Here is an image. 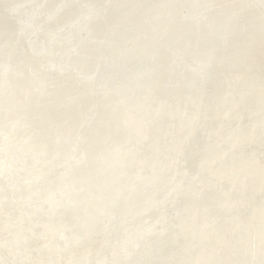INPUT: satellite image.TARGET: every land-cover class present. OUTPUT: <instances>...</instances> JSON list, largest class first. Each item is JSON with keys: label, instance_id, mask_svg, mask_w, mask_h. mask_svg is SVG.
<instances>
[{"label": "bare ground", "instance_id": "bare-ground-1", "mask_svg": "<svg viewBox=\"0 0 264 264\" xmlns=\"http://www.w3.org/2000/svg\"><path fill=\"white\" fill-rule=\"evenodd\" d=\"M14 1V0H13ZM20 1V0H19ZM18 1V2H19ZM22 1V0H21ZM31 0L29 1H26V2H30ZM51 1H54V0H51ZM83 1H86V3H82L80 8H77V7H72L68 12L65 13V15L61 16V18L59 19V21L57 22V24H55L54 26H47L45 25L44 23L43 24V27H42V24L38 23V19H34V17L36 18V16L31 13V12H26L24 9L22 10V17L24 19V21H27L28 23H33V27L36 31H41V32H44L46 34V38L45 39H49L50 41L54 42L56 41V43H63V41H59V40H56L54 41V37L58 36L59 32L64 30V28L66 29L67 27H70V26H73V25H79V28H78V31H76V33H78V37H77V34L74 33L72 35H69L68 38L70 40H72V43L71 46H70V49L71 47L72 48H78V44H79V47L77 50H75L74 52H77L79 51V55L77 56V53H75V56H71L70 57V60H63V62H57L55 61L53 58H51L53 61L50 62V64H53V62L55 63V65H61V66H66L68 65V68H76L78 72H80V75L83 78H92V80H95L94 84L90 86V84L86 85L84 90L82 87H80L78 90L76 87H75V83L74 82H70L71 81V78L69 80V83H67L65 86L63 85H58V83L55 85L56 87H59L60 90H62L59 94L60 96L59 99H61L62 101V105L58 104L55 102V99L57 97L56 93L54 94V98L50 101V104H53L54 107L50 106V105H47V104H44L43 102H39L40 100L36 99V100H33V104L31 105L32 107H34L35 110H38L40 112H35L33 110H31V112H34L35 113V116H38L40 117V121H39V124L41 126H33L31 128L30 126V122L27 120L26 116L25 115H19V108L18 107H11V108H4L5 111H11V109H17V111L14 113V115L12 116H9V118H13V122L12 123H8V128H9V131H4L5 130V126L4 124L6 122H3L4 124L0 125V126H3V129H0V132L2 133V135H4L5 137H9L10 136V132L13 131L14 133H12L11 137L12 139H15L13 140V143H18L20 141H24L26 142L25 140H19V138L22 136H19V132L22 130V131H25V130H29V135L31 133H35L36 137L38 139L39 136L37 134H40V136L43 138V139H51L54 142L53 144V147L56 148L55 150V155H54V158H58L62 155V153H66L67 149H66V146L68 149L71 148V144L70 142H68L66 145V140L64 139H57L55 137L58 136V133H55L56 132V126L58 125H61V127H66L67 124H70L68 121L70 120H75L76 117L80 116L83 117V112H82V109H85V113L87 110L89 109H93V107H95V110H96V113H97V121L94 123V131H96V137H98L99 139V135L102 134L103 132L106 131V129L108 127H113V126H118V124H121V130L125 131L126 132V136H127V141H130V140H133L132 142H130L131 144L134 145V147H131V148H128L127 150H123L122 146L119 145V143H111L110 146L106 147V148H103V149H99V152L96 154V155H90L89 156V160L85 161V162H82V165H83V168L78 170V171H74L72 173V178H71V182L74 184L75 183V180H77V183H76V190L79 191L80 189V184H81V181L82 183L84 182V187L82 188V191L80 192V197L83 198L84 200H86V203L87 201H90L92 196L94 195V193L91 192L90 190V184L94 183V186L97 190H99L100 192L105 190L106 189V186L102 185L103 183L104 184H107L108 185V188L111 189L112 186L109 185V182H113L114 181V177L116 178H119L121 175H122V171H124V169L128 166H131L132 164L134 165V163H136L137 165H141V166H145L144 162L142 161L143 159L140 158V153L141 152H147L148 154L150 155H154V156H160L161 155V152H162V140H163V136H162V133L160 132V126H159V122L162 118V115H164L165 117H167V113H166V110H167V107L169 105V103L175 102V100H183L181 97H183L184 95H182L178 90L174 89L176 87V84L178 82H180V84H185V85H189L188 87H191L190 89L193 91L192 93H195V94H199V96L201 97L202 96V92L204 90L203 87L204 85L207 83V81L209 80V77H211V79L214 77L216 78L215 76H210V75H213V71L214 69L216 68V66H218L220 63L219 62H223L221 61V57H223V55L225 54V58H226V54L230 53L228 52V49L230 48L231 44L233 45V37L234 35H236L237 31L238 33H241V34H244V31H245V28H247V26H245V28L242 29V27L244 26V21L245 20H248L250 18H253V20L255 19L256 21L260 22V26L263 27L264 26V14L262 15H259V16H255L256 14H254V16L252 17H248V19H246V17L242 18V16L244 15L243 12L241 11H238L237 12V15L233 16V13L232 14H229V13H218L217 12V9L216 11L215 10H211V8H214L213 5L211 4L212 2L209 1V0H191V2L189 3L190 0H131V2H129L128 4H123V0H83ZM213 1V0H212ZM219 1V0H218ZM217 1V2H218ZM230 1V0H228ZM243 1V0H242ZM2 2V0L0 1ZM9 2V1H8ZM58 2L59 0H56L55 4H53L52 6L49 5L46 11V14H51V15H55L56 14V9H57V5H58ZM105 2H110V4H112L111 6H113V9L111 10L110 13H107L106 15H104L103 17H101L102 19H99L97 20V22H91V20H87V21H80L81 20V17L83 15H85V18L88 19V18H92V16H95V14H100L101 13V9H102V6ZM142 2L144 3V9H143V6H142ZM222 2V1H221ZM219 1V3H221ZM225 2V1H224ZM232 2H234L232 0ZM244 2H246L244 0ZM21 3H25L24 1L18 3L16 5L15 10L20 11V4ZM218 3V4H219ZM247 3V2H246ZM2 4V3H1ZM66 4L63 3L62 5H60L59 7H63L64 5ZM243 4V3H242ZM56 5V6H55ZM222 5V4H221ZM230 5L232 6V4L230 3ZM234 5V4H233ZM246 5V4H244ZM256 5V6H254ZM264 5V0H251V2L248 3V7L250 8H247L248 10L244 11L245 14H251L254 13L255 10H257V8L259 6L263 7ZM26 6V4H25ZM37 6V5H36ZM220 6V4H219ZM218 6V7H219ZM238 6V4H237ZM4 7V6H3ZM24 7V5H23ZM31 7V6H30ZM34 7V5H33ZM45 7V6H43ZM199 9H198V8ZM217 7V5H216ZM223 8V6H221ZM226 7H229V6H226ZM236 7V6H235ZM240 7V6H238ZM14 8L12 9H9L8 7V11H15ZM26 8V7H25ZM180 8H183V10L181 11V13L179 12V9ZM7 9V8H6ZM201 9H206L207 10V13H206V17L205 19H202L200 22L196 23L195 22V19L196 18H199L201 17V12L200 10ZM222 9V8H221ZM239 9V8H238ZM2 10V9H1ZM5 10V8L3 9ZM45 9H43V12ZM158 10L159 12L164 16L166 13L167 16L169 17H172L171 20H168L167 23H164L163 21L167 20V19H164L163 21H161V16L159 18L156 19V24H154V20L156 18V15L158 13ZM228 10V9H227ZM226 10V11H227ZM241 10V8H240ZM95 11V13H94ZM222 11V10H221ZM234 11V10H232ZM236 11V10H235ZM234 11V12H235ZM258 11V10H257ZM255 11V13L257 12ZM2 12V11H1ZM141 12V13H140ZM178 12V13H177ZM260 13V12H259ZM258 13V14H259ZM44 14V13H43ZM178 14H186L185 16L186 17H189L191 18L195 23H192L190 22L191 24H187V25H183L182 23L178 24V19L177 17ZM235 14V13H234ZM45 15V14H44ZM158 15H160L158 13ZM3 16V14L1 15ZM45 17V16H44ZM43 17V18H44ZM120 17H125L124 18H121L119 19ZM195 18V19H194ZM2 19V18H1ZM6 19V18H5ZM9 19V18H8ZM151 20L152 23L154 24L151 27L147 26L145 27L143 22L146 21V20ZM5 21V20H4ZM43 21V19H42ZM41 22V20L39 21ZM91 22V23H90ZM249 22V21H248ZM80 23V24H79ZM249 24V23H248ZM256 24V23H255ZM247 25V24H246ZM252 25V24H251ZM56 26V28H55ZM195 26H197V31L195 30ZM156 28L154 29L155 31L158 30L157 33L153 32V28ZM250 27V26H249ZM248 27V29H249ZM257 26H255L254 28L256 29ZM258 28V27H257ZM260 28V27H259ZM9 29V28H8ZM252 29V28H251ZM263 29V28H261ZM3 26L0 25V37L3 35ZM7 30V29H6ZM13 30V29H12ZM59 30V32H58ZM69 30V29H68ZM254 30V29H253ZM254 31H258V30H254ZM8 32V31H7ZM5 32V33H7ZM16 32V31H14ZM12 33V32H11ZM43 33V34H44ZM257 33V32H256ZM20 34V33H19ZM18 34V36H19ZM41 34V33H40ZM88 34V35H87ZM258 34V33H257ZM9 35V34H8ZM38 35V33H37ZM36 35V37H37ZM60 35V34H59ZM144 35L146 37H144L142 40H138L137 43H134L133 45V51L131 54H127L125 53V48L127 49L126 44H128L129 42L131 41H134L136 39H141V36ZM264 35V34H263ZM17 36V35H16ZM29 36V34H28ZM27 36V38H28ZM61 36V35H60ZM89 36H91V39L94 38L95 39V42L94 43H83V41H88L89 40ZM242 36V35H241ZM252 36V35H251ZM260 36V34H259ZM15 37V36H13ZM31 37V35H30ZM45 37V36H44ZM59 37V36H58ZM57 37V39H58ZM62 37V36H61ZM238 37V36H237ZM250 37V34L249 36ZM7 38V36H6ZM18 38V37H17ZM26 38V39H27ZM63 38V37H62ZM256 38V37H255ZM261 38V37H260ZM13 40V38H11ZM20 39V38H19ZM19 39H16L19 40ZM40 39V38H38ZM60 39V37H59ZM246 39V38H245ZM264 39V38H263ZM262 39V40H263ZM76 40V41H74ZM107 40H110V42H108ZM249 40V39H247ZM6 41V40H5ZM4 41V42H5ZM10 41V39H9ZM22 41V40H21ZM58 41V42H57ZM193 41H195L193 43ZM246 41V40H245ZM244 39H243V42L245 43ZM253 41V40H252ZM251 41V43H252ZM260 41V40H258ZM2 42V43H4ZM18 42V41H17ZM66 42V41H65ZM208 42V43H206ZM243 42H240V43H243ZM249 42V41H248ZM261 42V41H260ZM6 43V42H5ZM257 43V42H256ZM259 43V42H258ZM264 43V42H263ZM262 43V44H263ZM90 44H93V46H91ZM108 45L109 47L106 48L105 45ZM246 44V43H245ZM244 44V45H245ZM250 44V42L248 43ZM255 44V43H254ZM8 45V44H7ZM47 48V42L46 40H42V42L39 43V46L40 48H38V50H42V49H45V46ZM230 45V46H229ZM237 45V44H236ZM257 45V44H256ZM254 45V46H256ZM2 46V45H1ZM14 46V45H13ZM22 46H23V43H22ZM44 46V47H42ZM235 46V45H234ZM240 46V45H239ZM246 46V45H245ZM200 48V52H197V48ZM238 47V46H237ZM248 47V46H247ZM250 47V46H249ZM262 47V45H261ZM264 47V46H263ZM10 48V47H8ZM7 48V49H8ZM13 48V47H12ZM22 48V47H21ZM242 48V47H241ZM240 48V49H241ZM24 49V48H23ZM37 49V48H36ZM50 49V47H49ZM60 49V48H58ZM69 49L66 48V51ZM234 49V48H233ZM250 50V48H247ZM246 49V50H247ZM260 49V48H259ZM48 50V48H47ZM65 49L61 50L62 52L64 51ZM237 50V49H236ZM245 50V49H244ZM6 51V50H4ZM15 51V49H14ZM51 51V50H50ZM56 51V50H55ZM58 51V50H57ZM60 51V52H61ZM81 51V52H80ZM2 52V50H1ZM13 52V51H12ZM17 52V51H16ZM23 53V51H21ZM53 52V51H52ZM61 52V53H62ZM169 52H172L173 55ZM228 52V53H227ZM232 52V50H231ZM235 52V51H234ZM240 52V51H239ZM243 52V50H242ZM240 52V53H242ZM253 52V51H252ZM257 52V51H255ZM260 52V50H259ZM263 52V51H261ZM3 53V52H2ZM56 53V52H55ZM118 53V54H116ZM247 52H245L246 54ZM4 54V53H3ZM13 54V53H11ZM17 54V53H16ZM20 54V53H18ZM58 54V53H57ZM234 54V53H233ZM239 54V53H238ZM250 54V53H249ZM249 54H247L248 56H250ZM262 54V53H261ZM2 55V54H1ZM15 55V54H14ZM128 55V57H126ZM200 55H204V56H200ZM263 55V54H262ZM3 56V55H2ZM5 56V55H4ZM8 56V55H7ZM5 56V57H7ZM89 56V57H88ZM176 56V57H175ZM235 56V55H233ZM237 56V55H236ZM235 56V57H236ZM4 58V60H6ZM12 57V55H11ZM91 57V62H87V61H84V59L86 58H90ZM125 57H126V61H125ZM251 57V56H250ZM250 57H247V58H250ZM255 57V56H254ZM257 57H260V56H257ZM13 58V57H12ZM25 58V57H24ZM173 58H177L176 61H173L174 62H177L179 64H181L182 66H188L189 69H194L196 74H189V75H186L185 73H180L179 76L177 77H172L171 75L172 74H176L178 72H173V73H168L167 70L170 69V63L172 61ZM181 58L182 61L179 59ZM240 58V57H239ZM239 58H236L237 60ZM243 58V57H242ZM13 59H16V58H13ZM18 59V58H17ZM103 59H106L105 61H107V67L104 68V66H101L99 64V62L103 63ZM229 59V57H228ZM234 59V58H233ZM260 59V58H259ZM3 60V61H4ZM8 60V59H7ZM123 61V62H129L131 64L134 65V68H131V67H127V66H122L121 62L120 61ZM220 60V61H219ZM227 60V58H226ZM243 60V59H241ZM240 60V61H241ZM245 60V59H244ZM257 60V59H256ZM90 61V60H89ZM228 61V60H227ZM231 61V59H230ZM236 61V60H235ZM234 61V62H235ZM239 61V60H238ZM259 61V60H258ZM14 62V61H13ZM15 62H20V61H15ZM120 62V64L118 63ZM226 62V61H225ZM246 62V61H245ZM251 62V61H250ZM8 63V62H7ZM5 63V64H7ZM188 63V64H187ZM224 63V62H223ZM237 63V62H236ZM4 64V65H5ZM18 64V63H17ZM44 64V63H43ZM98 64V65H97ZM231 64V63H230ZM249 64V63H248ZM264 64V63H263ZM38 65V64H37ZM42 65V62L41 64L38 66V67H41ZM141 65H143V67H140ZM227 65V64H226ZM243 65V64H242ZM255 65V64H254ZM260 64H258L259 66ZM262 65V64H261ZM9 66V65H8ZM12 66V64H11ZM10 66V67H11ZM14 66V65H13ZM33 66V65H32ZM203 66V68L205 69H201V67ZM222 66V64H221ZM224 66V65H223ZM230 66V65H229ZM237 66V65H236ZM245 66V65H244ZM247 66V65H246ZM15 67V66H14ZM200 67V70L203 71V76H199V68ZM219 67V66H218ZM260 67V66H259ZM4 69L6 70H12V68H8L7 66H4L3 67ZM209 68V69H208ZM236 68V67H235ZM243 68V67H242ZM250 68V67H249ZM223 69V68H222ZM225 69V68H224ZM233 69V68H231ZM239 69V68H238ZM32 70V69H31ZM36 70V69H35ZM41 70V69H40ZM216 70V69H215ZM264 70V69H263ZM15 71V70H14ZM42 71V70H41ZM218 71V70H217ZM223 71V70H222ZM237 71V70H236ZM241 71V70H240ZM249 71V70H248ZM256 71V70H255ZM262 71V70H261ZM225 72V71H224ZM232 72V71H231ZM49 73V72H48ZM216 73V72H215ZM214 73V74H215ZM226 73H228L226 71ZM238 73H240L238 71ZM257 73V72H256ZM17 74V73H16ZM218 74V73H217ZM221 74V73H220ZM224 74V73H223ZM233 74V73H231ZM236 74V72H235ZM252 74L255 75V73L252 72ZM259 74V73H258ZM227 75V74H226ZM251 75V74H250ZM233 76V75H232ZM240 76V75H239ZM244 76V75H243ZM264 76V75H262ZM49 77H50V73H49ZM223 77V76H222ZM227 77V76H225ZM224 77V78H225ZM229 77V76H228ZM245 77V76H244ZM258 77V76H257ZM44 78V76H43ZM178 78V80H177ZM231 78V77H230ZM260 78V77H259ZM221 79V78H220ZM227 79V78H226ZM254 79V77H253ZM262 79V77H261ZM45 80H47L45 78ZM51 81V79H49ZM97 80L98 83L100 84V86H103L105 88H109L108 90L109 91V95H112L113 98L108 100V98H103V97H100V98H97L95 101H97V105L96 106H93L92 105V101L91 103H88L86 106H85V102H88L89 100L85 99V96L88 95V93H90L94 87H96L97 85ZM229 80V78H228ZM263 80V79H262ZM206 81V82H205ZM217 81V80H216ZM238 81V80H237ZM249 81V80H248ZM212 82V81H211ZM225 82V81H224ZM223 82V83H224ZM264 82V81H263ZM216 83V82H215ZM228 83V82H227ZM236 83V82H235ZM168 84H171V87L169 89H167L165 86L168 85ZM229 84V83H228ZM44 85V84H43ZM226 85V84H225ZM230 85V84H229ZM251 85V84H250ZM218 86V85H217ZM222 86V85H221ZM234 86V85H233ZM249 86V85H248ZM181 87V86H180ZM179 87V88H180ZM184 87V86H183ZM187 87V86H186ZM207 87V86H206ZM247 87V86H246ZM259 87V86H258ZM215 88V87H214ZM228 88V87H227ZM230 88V87H229ZM238 88V86H237ZM240 88V87H239ZM183 89V88H182ZM185 89V88H184ZM188 89L187 88V93H185V95H188L186 98L189 99L190 101H194L195 99L191 97L190 93L188 94ZM235 90V89H234ZM240 90V89H238ZM251 90V89H250ZM255 90V89H254ZM259 90V89H258ZM230 91V89H229ZM232 91V90H231ZM53 92H55L53 90ZM74 92H77V95H75V97H70L71 95H68L67 97V94H71V93H74ZM253 92V91H251ZM257 92V91H256ZM262 92V91H261ZM206 93V92H205ZM211 93V92H210ZM223 93V92H222ZM250 93V92H249ZM232 93H225V95H223V97H226L230 100L231 102V106H232V110H236V108L239 107L240 105V102L241 101H235L232 99ZM238 94H239V91H238ZM78 96H79V101L78 103L75 105V103L73 102V104L75 106H73L71 108L70 104L68 103L70 101V99H78ZM195 96V95H194ZM211 96V95H210ZM248 96V92L246 91L244 95H241L240 96V99L243 100L245 99V97ZM257 97V96H256ZM259 98V97H258ZM185 99L186 102H188V100ZM204 100V99H203ZM202 100V101H203ZM212 100V98H211ZM246 100V99H245ZM255 100V99H254ZM198 101V100H197ZM224 101H227V100H223ZM250 101V99H249ZM262 101V100H261ZM14 102V101H13ZM174 102H173V105H174ZM222 102V103H223ZM228 102V101H227ZM246 102V101H245ZM27 103V99H22L20 102H18V105L21 104H26ZM68 103V104H67ZM155 103V104H154ZM181 103V102H180ZM213 103V101H212ZM255 103V102H254ZM64 104V105H63ZM183 104V103H182ZM205 104V103H204ZM184 105V104H183ZM207 105V103H206ZM218 105V104H216ZM7 106H10L7 105ZM176 106V104H175ZM198 106L200 107L199 105V102H198ZM44 107H50V109L47 111V114H45V111H44ZM190 107V106H189ZM207 107V106H206ZM212 107V106H211ZM221 107V106H220ZM52 108V109H51ZM58 108L60 110H64V111H59ZM179 108V106L177 107ZM203 108V107H202ZM224 108V107H223ZM230 108V107H229ZM241 108V107H240ZM57 109V111H56ZM172 109H175V108H172ZM183 109V107H182ZM195 109V108H194ZM216 109V108H215ZM262 109H264V105L261 107V108H255L251 113L250 115H254V114H257V112H260L262 113ZM205 110V109H204ZM214 110V109H213ZM217 110V109H216ZM215 110V112H216ZM229 110V109H228ZM246 110V109H245ZM94 111V110H93ZM178 111V110H177ZM224 111V110H223ZM240 111V110H239ZM244 111V110H243ZM249 111V110H248ZM182 112V111H181ZM208 112V110H207ZM219 112V111H218ZM246 112V111H245ZM89 113V112H88ZM184 113V112H183ZM217 113V112H216ZM186 114V113H185ZM196 111L193 110L191 111V113L186 116H184V120L181 119V114L178 112V113H174L173 116L175 115H178L180 117V121L176 124V126H178L179 128V134L180 132H184V135H182L180 138L176 139V142L173 146V148L171 149L170 154H174L176 155L178 150H180V153L182 152V155L185 153L187 147H188V143H190V141L193 139V136L195 135V133L197 132V130L199 129V125L196 127V123L198 121V117L196 115ZM228 114V113H227ZM243 114V113H242ZM95 115V114H94ZM202 115V114H201ZM214 115V114H213ZM240 115V114H239ZM89 116V115H88ZM169 116V115H168ZM172 116V117H173ZM200 116V115H199ZM208 116V115H207ZM242 116V115H241ZM247 116H248V113H247ZM2 117V116H1ZM65 117H69L70 120H67ZM91 117V116H90ZM219 117V116H218ZM230 117V116H229ZM175 118V117H174ZM216 118V117H215ZM86 119V118H85ZM91 119V118H90ZM165 119V118H164ZM258 119V118H257ZM256 119V120H257ZM226 120V119H225ZM3 121V120H2ZM19 121V122H18ZM67 121V122H66ZM205 121V120H204ZM231 121V120H230ZM240 121V120H239ZM251 121V120H250ZM11 122V121H10ZM16 122V123H15ZM90 122V121H89ZM169 122V121H168ZM175 122V121H173ZM207 122V121H206ZM243 122V121H242ZM45 123V124H43ZM83 122H81L82 124ZM199 123V122H198ZM221 123V121H220ZM255 123V122H254ZM7 124V123H6ZM163 124V123H162ZM165 124V123H164ZM170 124V123H169ZM209 124V123H208ZM228 124V123H227ZM239 124V123H238ZM246 124V123H245ZM168 125V124H167ZM204 125V124H203ZM243 125V124H242ZM78 126V124H77ZM81 126V125H80ZM183 126V127H182ZM213 126V125H212ZM232 126V125H231ZM11 127H16L14 130H11ZM72 127V126H71ZM182 127V129H181ZM77 128V127H76ZM124 128V129H122ZM163 128V126H162ZM201 128V127H200ZM233 128V127H232ZM251 128V126H250ZM18 129V130H17ZM149 129H152V136H150V133H149ZM170 129V128H169ZM205 129V128H204ZM225 129V128H224ZM11 130V131H10ZM66 130V128H65ZM163 130V129H162ZM251 130V129H250ZM61 131V130H60ZM68 131V129H67ZM83 131V130H82ZM167 131V129H166ZM173 131V130H172ZM203 131V130H202ZM206 131V130H205ZM121 132V131H120ZM232 132V131H231ZM251 132V131H249ZM37 133V134H36ZM87 133V132H85ZM113 133V132H112ZM207 133V132H206ZM253 133V132H252ZM61 134V132H60ZM74 134V133H73ZM119 133H117V136H118ZM189 134V135H188ZM120 135V134H119ZM165 135V134H164ZM188 135V137H187ZM204 135V134H203ZM210 135V134H209ZM212 135V134H211ZM227 135V134H226ZM250 135V134H249ZM252 135V134H251ZM251 135L249 136V138L251 137ZM254 135V134H253ZM19 136V138H18ZM32 136V134H31ZM60 136V135H59ZM168 136V134L166 135ZM206 136V135H205ZM10 137V138H11ZM27 137V136H26ZM29 137V136H28ZM108 137V136H107ZM115 137V136H114ZM149 137V138H148ZM178 137V134H176V138ZM216 137V136H215ZM264 137V134L262 135L261 139ZM63 138V137H61ZM69 138V137H68ZM142 138V139H149L148 142L153 145L154 144V148L151 147V149H155V153L156 154H153L149 148H147V145H145V143L143 144H139L138 141L139 139ZM200 138V137H199ZM206 138V137H205ZM237 138H242V139H237ZM245 138V136H238L236 138H234L232 141H230V145L229 147L227 148L226 146V150L224 151V148H223V151L224 152H220V153H217L215 154L214 156L212 157H209V158H206V160H202V159H199L202 160V161H207L205 164L202 163V166L200 169H198V171H202V176L204 178V181H201V179H192V181L190 183H186V184H181L179 183V187L178 189L179 190V194L181 196V199H183V201L188 204L190 203H195V202H198L200 200V203H201V199L202 197L205 195V191H203L201 189V187H203L205 190H206V193L208 192H212V194H209L211 197L212 196V199L209 201V203L207 204V207L208 209L206 208H203L200 213L206 218L207 214H212V216L214 217H220L221 218V221L219 223V225H221V228L218 226L219 229H221V231L219 232L220 234H218V229L217 227H212L210 228V225H208L207 222H203L201 224H199V221L198 219H196L198 221V228L195 230H190L192 231V236H197L199 234V237H204L205 234H212L214 236L217 237V239L220 240V242H225L229 236L232 234L233 236L237 235L238 233L241 234V236L238 238V240L240 242H245V243H250L252 241H255L254 244L257 248V251H256V248L255 249H251V250H247V252H249L251 255H250V259L249 261L246 260V264H255L256 260H259V257L261 255H263V260L259 263V264H264V212H260L259 210L257 211H254V212H249L250 214H246L245 213V210H247V206L249 205V203L247 204V202H242V197L243 195L235 198L233 200V202H230V204H227V210L225 212H219V211H215L216 209H220L223 207V204L221 203L222 200L224 199H227L228 197L231 199L233 198L232 197V194L234 193L233 191H228V190H233V189H236V190H246V191H249V192H259L262 190V188L264 187V168L260 167L259 165H253L252 163L250 164H241L240 166H238L236 169L234 170H231L224 173V174H217L215 176H213L212 179L215 183L212 184V183H209L207 182L206 179H208V176H212L214 172L212 169L213 166H211L212 163L214 162H219V164H221L220 162H223L225 156L224 154L226 152H229V157H231L232 159L234 160H237L238 157H239V154L237 153H232L230 151L231 148H236V147H239V144H241V141H243V139ZM4 139V138H3ZM30 139V137H29ZM66 139V138H65ZM187 139L186 144H184L180 149H179V146L180 143ZM215 139V138H214ZM225 139V138H224ZM253 139V138H252ZM10 140V139H9ZM79 140V139H78ZM81 140V138H80ZM83 140V139H82ZM213 140V139H212ZM2 141V140H1ZM0 141L1 144H3L2 142ZM31 141V140H30ZM87 141V140H86ZM106 141V140H105ZM251 141V140H250ZM11 142V141H10ZM28 142V140H27ZM35 142V141H34ZM167 142V141H166ZM211 142V141H210ZM7 143V142H6ZM12 143V142H11ZM30 143V142H29ZM33 143V142H32ZM209 143V142H208ZM245 143V142H244ZM249 143V141H248ZM253 143V142H252ZM19 144V143H18ZM34 144V143H33ZM36 146H37V149L41 146L39 143H38V140H36L35 142ZM79 144V142H78ZM122 144V143H121ZM164 144V143H163ZM201 144V143H200ZM206 144V143H205ZM73 145V144H72ZM139 145V146H138ZM191 145V144H190ZM199 145V144H198ZM13 146V145H12ZM29 146V145H28ZM35 146V145H34ZM132 146V145H131ZM201 146V145H199ZM203 146V145H202ZM3 149L7 152H9L13 157H14V154L13 151H12V148L13 147H5L4 145L2 146ZM0 147V149L2 148ZM19 147V146H18ZM63 147V148H61ZM80 147V146H79ZM139 147V148H137ZM190 147V146H189ZM192 147V146H191ZM208 147V146H207ZM207 147H204L206 149V151L208 150ZM212 147V146H211ZM225 147V146H224ZM255 147V146H254ZM253 147V148H254ZM16 148V146H15ZM25 148V146H24ZM233 148V149H234ZM242 148V147H241ZM28 149V148H27ZM247 149V148H245ZM243 149V151L245 150ZM18 150V149H17ZM36 150V149H35ZM48 150V149H46ZM198 150H201L200 148ZM262 150V149H261ZM16 151V150H15ZM24 151V149H23ZM44 151V150H43ZM165 151V149H164ZM214 151V150H213ZM234 151V150H233ZM1 152V151H0ZM17 152V151H16ZM25 152V151H24ZM40 152V150H39ZM245 152V151H244ZM247 152V151H246ZM3 153V152H2ZM8 153V154H9ZM26 153V152H25ZM35 153V152H34ZM48 153V152H47ZM179 153V154H180ZM193 153V152H190V154ZM257 153V152H256ZM1 154V153H0ZM6 154V152L4 153ZM9 154V155H10ZM46 154V153H45ZM164 154V153H163ZM167 154V152H166ZM186 154V153H185ZM18 155V154H17ZM27 155V153H26ZM29 155V154H28ZM30 155H31V152H30ZM37 155V154H36ZM35 155V157H36ZM44 156V154H42ZM49 155V154H48ZM169 155V154H168ZM181 155V156H182ZM205 155V154H204ZM242 155V154H241ZM5 156V155H3ZM2 156V157H3ZM38 156V155H37ZM40 156V155H39ZM42 156V157H43ZM201 156V155H200ZM261 156V155H260ZM8 157V155H7ZM6 157V158H7ZM20 157V156H19ZM27 157V156H26ZM46 157V156H45ZM77 157V156H75ZM163 158V156H161ZM160 157V158H161ZM183 157V156H182ZM202 157V156H201ZM207 157V156H206ZM18 158V157H17ZM25 158V157H24ZM29 158V157H28ZM32 158V157H31ZM81 158V157H80ZM165 158V157H164ZM172 158V157H171ZM178 160H179V155H178ZM194 158V157H193ZM247 158V157H246ZM256 158V157H255ZM3 158H1V161H2ZM22 159V158H21ZM30 159V158H29ZM41 159V158H40ZM159 159V158H158ZM169 159V158H168ZM5 160V159H3ZM27 160V159H26ZM32 160V159H31ZM38 160V159H37ZM42 160V159H41ZM44 160V159H43ZM161 160V159H160ZM163 160V159H162ZM177 160V161H178ZM183 160V159H182ZM196 160V159H195ZM227 160V159H225ZM241 160V159H240ZM0 161V162H1ZM8 160H6L5 162H7ZM16 161V160H15ZM25 161V160H24ZM23 161V162H24ZM52 161V160H51ZM81 161V159H80ZM158 161V160H157ZM185 161V160H184ZM194 161V160H193ZM198 161V162H199ZM233 161V160H232ZM22 163V161H20ZM29 162V161H28ZM37 162V161H36ZM40 162V161H39ZM38 162V163H39ZM47 162V161H46ZM53 162V161H52ZM51 162V163H52ZM72 162V161H71ZM92 163V166L90 167V169L92 170L93 173H96V174H100V177L98 178V181H95L93 182L92 180V177H88V175H86V173H84V178L82 177V180H80V176L81 174H83V169L89 165V163ZM127 162V163H125ZM161 162V161H160ZM165 163H167L166 161H164ZM225 162V161H224ZM249 162V161H248ZM70 163V162H68ZM159 163V161H158ZM193 163V162H192ZM230 163V162H229ZM245 163V162H244ZM24 164V163H23ZM29 164V163H28ZM41 164V163H40ZM50 164V163H49ZM53 164V163H52ZM55 164V163H54ZM123 165L124 168H121L120 165ZM163 164V163H162ZM180 164V162H179ZM197 164V163H196ZM231 164V163H230ZM43 165V164H41ZM66 165V164H65ZM151 166L149 167V170L150 172L148 174H144L143 176H141L140 178L144 181V185L143 188H151L153 185L155 186L156 185V188L157 191H156V195L152 196L151 197H145L143 196L144 194H140V192L137 193V196H135L132 192L130 193L129 192V189L134 187L135 186V182L133 179L127 176H123L122 179H120V181L124 180V183L123 184H127L128 183V187H116V184L113 186V190L112 192L115 194L116 198L121 201H126V199H128L130 202H133L135 199H141V200H146V203L145 204H139L137 203L138 201H136V205H135V201L134 203L132 204V206H135V209L136 207L137 208H140V209H147L148 207L150 206H156V205H160L162 208L164 205L167 204V207H168V204L171 205L173 204V199L172 197L176 195V192L178 190H175V192L173 191L174 189L176 188H173L175 185V183H178V181H175L174 182V178L176 177V175L174 176V171H173V168L171 169V173L168 175V177H164L163 176V171L166 170V166L167 164L161 168L160 166L157 165L156 163V160L154 162H152V164H150ZM180 165H183V164H180ZM13 166V165H12ZM11 166V167H12ZM18 166V165H17ZM20 167L21 164L19 165ZM24 166V165H23ZM32 166V165H31ZM37 166V165H36ZM40 166V165H38ZM50 166V165H49ZM175 166V165H174ZM177 166L178 164L176 165V169H177ZM189 166V165H188ZM197 166V165H195ZM208 166H211L210 167V171L208 172H204L203 173V170L208 167ZM1 167H5V165H0V168ZM15 167V166H13ZM34 167V165H33ZM44 167V166H43ZM55 167V166H54ZM64 167V166H63ZM80 167V166H78ZM78 167L74 168L75 169H78ZM119 167V168H118ZM139 166H137L138 168ZM183 167V166H182ZM243 167H246L248 170V175L247 177H249V180L247 181L246 179V182H243V178H239V177H235V174ZM27 168V166H26ZM32 168V167H31ZM35 168V167H34ZM41 168V167H39ZM56 168V167H55ZM68 168V167H67ZM117 168V170H115L112 174H115L114 177L113 176H110L112 174H108V172L111 170V169H115ZM130 168V167H129ZM12 169V168H11ZM52 169V168H51ZM63 169V168H62ZM175 169V174L177 173V170ZM207 169V168H206ZM205 169V170H206ZM17 170V169H16ZM48 170V169H47ZM93 170H96V172H94ZM185 170V169H184ZM197 170V168H196ZM12 171V170H11ZM23 171V168L22 170ZM26 171V170H25ZM28 171V170H27ZM36 171V170H35ZM60 171V170H58ZM65 171V170H64ZM152 171V173H151ZM24 172V171H23ZM49 172V170H48ZM134 172V171H133ZM196 172V171H195ZM33 173V172H32ZM54 173V172H53ZM180 173V172H179ZM21 174V173H19ZM18 174V175H19ZM26 174V173H25ZM35 175V173H33ZM61 174V173H60ZM68 174V173H67ZM199 174V173H198ZM49 175V174H48ZM52 175V174H51ZM107 175V176H105ZM135 175H137V173H133L132 176L136 177ZM24 176V174L22 175ZM21 176V177H22ZM27 176H28V173H27ZM38 176V175H37ZM40 176V175H39ZM61 176V175H59ZM63 176V175H62ZM65 176V175H64ZM105 176V177H103ZM110 176V177H109ZM161 176V181L159 180V182L155 181V179H158L159 177ZM18 177V176H16ZM21 177L19 178L21 180ZM30 177H33V176H30ZM29 177V178H30ZM54 177V176H53ZM56 177V176H55ZM174 177V178H173ZM257 177V182L254 183L255 179ZM25 178V176H24ZM27 178V179H29ZM57 178V177H56ZM133 178V177H132ZM12 179V178H11ZM9 179V180H11ZM26 179V178H25ZM35 179V178H34ZM40 179V178H39ZM178 179V178H176ZM186 179V178H184ZM14 180V179H13ZM37 180V179H36ZM54 180V179H53ZM59 180V179H57ZM179 180V179H178ZM182 180V179H180ZM4 181V180H3ZM17 181V180H16ZM25 181V180H23ZM22 181V183H23ZM41 181V180H39ZM38 181V182H39ZM51 181V180H50ZM63 181V180H62ZM65 181V180H64ZM120 181H118L117 184L120 183ZM186 181V180H185ZM7 182V181H6ZM10 182V181H9ZM27 182H30L27 181ZM32 182V181H31ZM100 182L102 184H100ZM170 183L169 185L167 183ZM221 182H224L225 184L228 185V187H225L224 190H219V187L222 183ZM2 183V182H1ZM0 183V184H1ZM4 183V182H3ZM33 183V182H32ZM35 183V182H34ZM33 183V184H34ZM53 183V182H52ZM56 183V181H55ZM64 183V182H63ZM202 184V185H199ZM8 184V183H7ZM12 184V183H11ZM10 184V185H11ZM19 184V183H18ZM17 184V185H18ZM27 184V183H26ZM30 184V183H29ZM96 184V185H95ZM16 185V186H17ZM31 185V184H30ZM55 185V188H56V184H53ZM66 185V184H65ZM165 185H168L167 186V189L166 191L162 194L161 191L166 187ZM3 186V185H1ZM9 186V185H8ZM14 186V185H13ZM11 186V187H13ZM34 186V185H33ZM39 186V185H38ZM64 186V185H63ZM217 186V187H216ZM4 187V186H3ZM2 187V188H3ZM7 187V186H5ZM30 187V186H29ZM28 187V189H29ZM54 187V186H53ZM141 187V184L139 185V188ZM170 187V189H169ZM10 188V186H9ZM17 188V187H16ZM35 188V187H34ZM33 188V189H34ZM66 188V187H65ZM173 188V189H172ZM229 188V189H228ZM4 189V188H3ZM25 189V188H24ZM32 189V188H31ZM38 189V188H37ZM50 189V188H48ZM57 189V188H56ZM161 189V190H160ZM222 189V188H221ZM35 190V189H34ZM42 190V189H40ZM51 190V189H50ZM50 190H47V191H50ZM54 190V189H53ZM66 190V189H65ZM124 190H128L127 193L123 194V191ZM215 190H219V194H217L215 192ZM7 191V190H6ZM12 191V190H11ZM10 191V192H11ZM43 191V190H42ZM61 192V190H59ZM2 192V191H0ZM17 192V191H16ZM16 192H15V196H16ZM26 192V191H25ZM32 191H30L26 196L28 195H31ZM45 192V191H43ZM51 192V191H50ZM56 192V191H55ZM67 192V191H66ZM72 192V191H71ZM4 192H2L3 194ZM22 193V191L20 192ZM24 193V192H23ZM34 193V192H33ZM47 193V192H45ZM102 193V192H101ZM161 193V196L159 195ZM39 196V190H38V193H37ZM48 194V193H47ZM53 194V193H51ZM50 194V195H51ZM59 194V193H58ZM57 194V195H58ZM104 194V193H103ZM129 194V195H128ZM248 194V193H247ZM6 195H7V192H6ZM9 195V194H8ZM14 195V194H13ZM13 195H11L13 197ZM34 195V194H33ZM43 194H41L40 196H42ZM119 195H120V198H119ZM208 195V194H207ZM253 195V194H252ZM251 195V196H252ZM10 196V197H11ZM14 196V197H15ZM44 196V195H43ZM42 196V197H43ZM54 195L51 196L52 200L55 201ZM62 196V195H61ZM64 196V195H63ZM101 196V195H100ZM104 196V195H103ZM113 196V195H112ZM121 196H123V198H121ZM160 196V197H158ZM260 196V195H259ZM2 197V196H0ZM4 199H6V196H3ZM2 197V198H3ZM11 197V199H12ZM25 197V196H24ZM29 197V196H28ZM41 197V198H42ZM65 197V196H64ZM111 197V196H110ZM208 197V196H207ZM235 197V196H234ZM246 197V196H245ZM253 197V196H252ZM0 198V200L2 199ZM27 198V197H25ZM30 198V197H29ZM40 198V199H41ZM45 198V197H44ZM54 198V199H53ZM59 198V197H58ZM62 198V197H61ZM262 198V197H261ZM10 199V198H8ZM10 199V200H11ZM14 199V198H13ZM16 199V198H15ZM19 199V198H18ZM39 199V198H38ZM106 199V198H105ZM179 197L176 198V201H180L181 200ZM206 199V198H205ZM204 199V200H205ZM255 199V198H253ZM264 199V198H263ZM3 200V199H2ZM20 200V199H19ZM18 200V201H19ZM37 200V199H36ZM46 200V199H45ZM51 200V201H52ZM252 200V199H251ZM14 201V200H13ZM23 201V200H22ZM105 201V200H104ZM4 202V201H2ZM12 202V200H11ZM10 202V203H11ZM16 202V201H14ZM41 202V201H40ZM48 202V201H47ZM254 202V201H253ZM258 202V201H256ZM7 203V202H6ZM9 203V202H8ZM9 203V204H10ZM20 203V201H19ZM23 203V202H22ZM45 203V202H44ZM56 203V202H55ZM105 203V202H104ZM218 203H220V206H216ZM224 203V202H223ZM34 203H32L33 205ZM40 204V203H39ZM59 204V203H58ZM108 204V203H107ZM179 204V203H178ZM197 204V203H196ZM237 204H240L239 206H237V208H235V210L237 211L236 213H233L234 211V208H232V206L236 207ZM5 204H3L4 206ZM12 205V204H10ZM17 205V204H16ZM52 205V204H51ZM80 205V204H79ZM82 205V204H81ZM105 205V204H104ZM120 205V204H119ZM174 205V204H173ZM172 205V206H173ZM187 205V204H186ZM184 205V206H186ZM264 205V204H263ZM7 206H9L7 204ZM14 205H12L13 207ZM113 206V205H112ZM153 206V207H154ZM255 206V205H254ZM258 206V205H257ZM262 206V205H260ZM6 207V206H5ZM18 207V206H16ZM15 206L14 208L17 209ZM108 207V206H107ZM114 207V206H113ZM118 207V206H117ZM264 207V206H263ZM10 208V207H9ZM33 208V207H32ZM42 208V207H41ZM47 208V206H46ZM58 208V207H57ZM85 208V207H84ZM93 208V207H92ZM106 208V207H105ZM112 208V207H111ZM122 208V207H121ZM123 208H125V213H130L131 212V208L129 205H125ZM170 208H172L170 206ZM232 208V210L229 211V209ZM250 208V207H249ZM7 209V207H6ZM20 209V208H19ZM30 209V208H29ZM45 209V208H44ZM43 209V210H44ZM78 209V208H76ZM99 209V208H98ZM110 209V208H109ZM117 209V208H116ZM187 210V208H184ZM206 209V210H204ZM5 210V209H4ZM10 210V209H9ZM56 210V209H55ZM79 210V209H78ZM107 210V209H105ZM114 210V209H113ZM139 210V209H138ZM162 210V209H161ZM169 210H172V209H169L168 208V211ZM185 210V211H186ZM212 210L210 213H208V211ZM250 210V209H249ZM2 210H0L1 212ZM19 211V210H18ZM17 211V213H18ZM39 211V210H38ZM57 211V210H56ZM61 211V210H60ZM73 211V210H72ZM122 211V210H121ZM135 211V210H134ZM155 211V210H154ZM5 212V211H4ZM7 212V210H6ZM5 212V213H6ZM10 212V211H9ZM34 212V209H32L30 211V213L32 214ZM44 212V211H42ZM76 212V210H75ZM96 212V211H95ZM101 212V211H100ZM103 212V210H102ZM137 212V211H136ZM159 212V211H158ZM171 212V211H170ZM181 212V211H180ZM189 212V211H187ZM4 213V214H5ZM13 213V212H12ZM27 213V212H26ZM26 213H23V216L26 214ZM61 213V212H60ZM66 213V211H65ZM72 213V212H71ZM117 213V212H116ZM121 213V212H120ZM156 214V211L154 212ZM164 213V212H162ZM167 213V212H166ZM194 213V212H192ZM197 213V211H196ZM200 213L198 214V217L200 215ZM9 214V213H8ZM13 214H16V213H13ZM21 214V213H20ZM58 214V213H56ZM67 214V213H66ZM124 214V213H123ZM122 214V215H123ZM133 214V213H132ZM137 214V213H136ZM151 214V213H150ZM153 214V212H152ZM195 214V213H194ZM2 215V214H1ZM22 215V214H21ZM48 215V214H47ZM51 215V214H50ZM81 215V214H80ZM83 215V214H82ZM113 215V214H112ZM117 215V214H116ZM135 215V214H133ZM140 215V214H138ZM137 215V216H138ZM157 215V214H156ZM170 215V214H169ZM168 215V216H169ZM9 216V215H8ZM14 216V215H13ZM31 216V215H30ZM33 216H34V213H33ZM69 216V215H68ZM115 216V215H114ZM119 216V215H118ZM124 216V215H123ZM162 216V214H161ZM167 216V217H168ZM174 216V215H173ZM28 217V216H27ZM67 217V216H66ZM71 217V216H70ZM74 217V216H73ZM85 217L86 220L91 223L93 220V216L92 215H86L85 214ZM108 217V215H107ZM111 217V215H110ZM127 217V216H126ZM141 217V216H140ZM139 217V219H140ZM166 217V218H167ZM176 217V216H175ZM174 217V218H175ZM184 217V216H183ZM2 218V216H1ZM19 218H20V215H19ZM23 218V217H22ZM39 218V217H38ZM130 218V217H129ZM136 218V217H135ZM134 218V219H135ZM142 218V217H141ZM173 218V219H174ZM177 218V217H176ZM187 218V217H186ZM9 219V218H7ZM6 219V221H7ZM63 219V218H62ZM82 219V217H81ZM97 219V218H96ZM122 219V218H121ZM127 219V218H126ZM126 219H124L123 221H125ZM148 219V218H147ZM151 219V218H150ZM158 219V218H157ZM164 219V218H163ZM182 219V218H181ZM189 219V218H188ZM193 219V218H192ZM207 219V218H206ZM210 219V218H209ZM13 220V219H12ZM24 220V218H23ZM56 220V219H55ZM113 220V219H112ZM133 220V219H132ZM136 220V219H135ZM141 220V219H140ZM153 220V219H151ZM172 220V219H171ZM183 220V219H182ZM190 220V219H189ZM195 220V222H197ZM5 221V223H6ZM20 221V220H19ZM30 221V220H29ZM43 221V220H42ZM51 221V220H50ZM63 221V220H62ZM98 221V220H97ZM96 221V222H97ZM101 221V220H100ZM120 221V220H119ZM131 220H129L128 222H130ZM169 221V220H168ZM175 221V220H174ZM177 221V220H176ZM186 221V220H184ZM22 222V221H21ZM19 222V223H21ZM25 222V221H23ZM28 222V221H27ZM54 222V221H53ZM61 222V221H60ZM59 222V223H60ZM66 222V220H65ZM64 222V223H65ZM95 222V223H96ZM109 222V221H108ZM152 222V221H150ZM154 222V220H153ZM162 222V220H161ZM167 222V220H166ZM173 222V221H172ZM183 221H181L182 223ZM194 222V223H195ZM0 223H3L0 221ZM11 223L8 221V224ZM16 223V222H14ZM30 223V222H29ZM35 223V222H33ZM41 223V222H40ZM62 223V222H61ZM75 223V222H74ZM88 223V224H89ZM102 223V222H101ZM157 223V221L155 222ZM177 223V222H176ZM193 223V222H191ZM6 224V225H8ZM31 224V223H30ZM49 224V222H48ZM97 224V223H96ZM109 224V223H108ZM126 224V223H124ZM128 224V223H127ZM133 224V223H132ZM136 224V222H135ZM133 224V226L135 225ZM138 224V222H137ZM164 224V223H163ZM167 224V223H166ZM171 224V223H170ZM175 224V223H174ZM178 224V223H177ZM5 225V224H4ZM17 225V224H16ZM19 225V224H18ZM17 225V226H18ZM41 225V224H39ZM84 225V224H83ZM118 225H120L118 223ZM189 226L187 223H182L181 225L179 224V228H184L185 226ZM192 225V224H191ZM22 226V224H21ZM46 226V225H44ZM56 226V225H55ZM78 226V225H76ZM112 226V225H111ZM124 226V225H123ZM139 226V225H138ZM141 226V225H140ZM158 226V225H157ZM168 226V225H166ZM165 226V227H166ZM183 226V227H182ZM195 226V225H193ZM246 226H253V230L251 231L250 229L247 230L246 229ZM262 226L263 228L260 229ZM40 227V226H39ZM38 227V228H39ZM54 227V226H53ZM71 227V226H70ZM69 227V228H70ZM75 227V226H74ZM81 227V226H80ZM175 227V226H174ZM1 228V227H0ZM3 228V227H2ZM1 228V229H2ZM10 228V227H9ZM14 228V227H13ZM26 228V226H25ZM28 228V227H27ZM33 228V227H32ZM37 228V227H36ZM51 228V227H50ZM61 228V226H60ZM63 228V226H62ZM67 228V227H66ZM65 228V229H66ZM79 228V226H78ZM89 228V227H88ZM100 228V227H99ZM112 228V227H111ZM118 228V227H117ZM138 228V227H137ZM159 228V227H158ZM157 228V229H158ZM171 228V227H170ZM173 228V227H172ZM200 228L202 229V231L200 230ZM237 228L236 232L234 233L235 229ZM5 229V228H4ZM8 229V227H7ZM12 229V228H11ZM17 229V228H16ZM19 229V228H18ZM23 229V228H22ZM42 229V228H41ZM45 229V228H43ZM72 229V228H71ZM81 229V228H80ZM83 229V228H82ZM95 229V228H94ZM148 229H151V230H154V228L152 227H144V228H138L137 232L136 230H134L133 234H131V236H126L124 238V241H122V243H124L125 245H129L131 244L132 241L136 242L135 244H139L141 242V239L139 238H135L136 236L140 235V234H143V233H150V231H147ZM178 229V228H177ZM3 230V229H2ZM32 230V229H31ZM46 230V229H45ZM44 230V231H45ZM78 230V229H77ZM89 230V229H88ZM109 230V228H108ZM112 230V229H111ZM129 230V229H128ZM127 230V231H128ZM156 230V229H155ZM160 230V229H159ZM180 230V229H179ZM1 231V230H0ZM11 231V230H10ZM10 231H6L7 233ZM25 231V230H24ZM65 231V230H64ZM69 231V230H68ZM84 231V230H82ZM90 231V230H89ZM97 231V230H96ZM102 231V229H101ZM113 231V230H112ZM126 231V230H125ZM199 231V233H198ZM19 232V231H18ZM28 232V231H27ZM34 232V231H33ZM36 232V231H35ZM49 232V231H48ZM74 232H77V231H74ZM80 232V231H79ZM88 232V231H87ZM107 232V231H106ZM116 232V230H115ZM154 232V231H153ZM156 232V231H155ZM3 233V231L1 232ZM5 233V232H4ZM12 233V232H11ZM15 233V236H16V232ZM22 233V232H21ZM25 233V232H24ZM24 233H23V236H24ZM40 233V232H39ZM42 233V232H41ZM46 233V232H45ZM50 233V232H49ZM64 232H62L61 230L59 229H53L51 230V235H55L56 237H61L63 235ZM78 233V232H77ZM84 233V232H83ZM91 233V232H90ZM95 233V232H94ZM180 233V232H179ZM195 233H197L195 235ZM31 234V233H30ZM44 234V233H43ZM72 234V233H71ZM101 234V233H100ZM6 235V234H5ZM12 235V234H11ZM28 235V234H27ZM32 235V234H31ZM31 235H30V238H31ZM42 235V234H40ZM47 235V234H46ZM112 235V234H111ZM117 235V234H115ZM128 235V234H127ZM188 235V234H187ZM1 236V235H0ZM4 237V235H2ZM7 236V235H6ZM9 236V235H8ZM36 236V235H35ZM68 236V235H67ZM75 236V235H74ZM85 236V235H84ZM90 236V234H89ZM88 236V237H89ZM97 236V234L95 235ZM104 236V235H103ZM119 236V235H118ZM146 236V235H145ZM143 236V237H145ZM11 237V236H10ZM25 237H26V233H25ZM29 237V236H28ZM28 237H26L28 239ZM34 237V236H33ZM47 237V236H46ZM100 237V236H99ZM97 236V238H99ZM113 237V236H111ZM182 237V236H181ZM9 238V237H8ZM43 238V237H41ZM62 238V237H61ZM80 238V237H79ZM90 238V237H89ZM88 238V239H89ZM91 238H95V237H91ZM103 238V237H102ZM115 238V237H113ZM121 238V237H119ZM135 238V239H134ZM183 238V237H182ZM3 239V238H2ZM0 239V240H2ZM5 239V238H4ZM12 239H14L12 237ZM21 239V238H20ZM23 239V238H22ZM32 239H35V238H32ZM40 239V237H39ZM46 238H44L45 240ZM48 239V238H47ZM57 239V238H56ZM109 239V238H108ZM112 239V238H111ZM152 239V238H151ZM99 240V239H98ZM104 240V239H103ZM113 240V239H112ZM3 241V240H2ZM20 241V240H19ZM29 241V240H28ZM43 241V240H42ZM59 241V240H58ZM64 241V239H63ZM72 241V240H71ZM80 240L78 239V242ZM85 241V240H84ZM94 241V240H93ZM102 241V240H101ZM152 241V240H151ZM22 242V241H21ZM31 242V241H30ZM35 242V241H34ZM38 242V241H37ZM41 242V241H40ZM61 242V241H60ZM59 242V243H60ZM81 242V241H80ZM111 242V241H110ZM116 242V241H115ZM121 242V241H120ZM147 242V241H146ZM153 242V241H152ZM195 242V241H194ZM3 243V242H2ZM1 243V244H2ZM8 243V242H7ZM14 243V241H13ZM17 243V242H15ZM24 243V242H23ZM33 243V242H32ZM48 243V242H47ZM58 243V244H59ZM68 243V242H67ZM77 243V242H76ZM101 243V242H99ZM117 243V242H116ZM141 243H144V242H141ZM149 243V241H148ZM4 244V243H3ZM10 244V243H8ZM7 244V245H8ZM28 244V243H27ZM34 244V243H33ZM36 244V243H35ZM55 245L57 243H54ZM57 244V245H58ZM62 244V243H61ZM65 244V243H64ZM105 244V242H104ZM115 244V243H114ZM118 244V243H117ZM182 244V243H181ZM253 244V245H254ZM31 245V244H30ZM29 245V246H30ZM38 245V244H37ZM43 246V244H41ZM66 245V244H65ZM76 245V244H75ZM81 245V244H80ZM84 245V244H83ZM95 245V244H94ZM101 245V244H100ZM99 245V246H100ZM110 245V244H109ZM108 245V246H109ZM121 245V243H120ZM133 245V243H132ZM4 246V245H3ZM11 246V245H10ZM28 246V247H29ZM34 246V245H33ZM40 246V245H39ZM47 246V245H46ZM74 246V245H73ZM78 246V245H77ZM85 246V245H84ZM91 246V244H90ZM183 246V245H182ZM192 246H194V244H192ZM6 247V246H4ZM21 247H25L24 246H21ZM57 246H54V248H56ZM72 247V246H71ZM69 247V249L71 248ZM82 247V245L80 246ZM86 247V246H85ZM88 247V246H87ZM92 247V246H91ZM95 247V246H94ZM97 247V246H96ZM119 247V245H118ZM123 247V245L121 246ZM170 247V246H169ZM185 247V246H184ZM240 247V246H239ZM9 248V247H8ZM7 248V249H8ZM16 247H14L15 249ZM36 248H39L36 246ZM58 248V247H57ZM61 249V247H59ZM77 248V247H76ZM99 248V247H98ZM113 248V247H112ZM156 248V245H151L148 247V248H145L144 250V256H146V254L151 251L152 249ZM1 249V248H0ZM6 249V248H5ZM11 249V248H10ZM20 251H22L21 248H19ZM26 249V248H25ZM40 249V248H39ZM39 249H36V250H39ZM46 250V248H44ZM63 249V248H62ZM73 249V248H72ZM91 249V248H89ZM102 249V248H101ZM110 249V248H109ZM124 249V248H123ZM149 249V250H147ZM192 249V248H191ZM237 249V248H236ZM241 249V248H240ZM17 250V249H15ZM27 250V249H26ZM31 250V248H30ZM29 250V251H30ZM44 250V251H45ZM49 250V249H47ZM46 250V251H47ZM65 250V249H64ZM86 250V249H85ZM112 250V249H111ZM116 250V249H115ZM126 250V249H125ZM142 250V249H141ZM165 250V249H164ZM5 251V250H4ZM19 251V252H20ZM33 251V250H32ZM52 251V250H51ZM60 251V250H59ZM62 251V250H61ZM72 251V250H71ZM80 251V250H79ZM94 251V250H93ZM93 251H90V252H93ZM97 251V249H96ZM100 251V250H98ZM97 251V252H98ZM104 250H102L103 252ZM108 251V250H106ZM123 251V250H122ZM230 251H235V253H238L237 250H232L230 249ZM229 251V252H230ZM7 252V251H6ZM10 252V250H9ZM18 252V253H19ZM35 252V251H33ZM37 252V251H36ZM58 252V251H57ZM62 252H65V251H62ZM69 252V251H68ZM113 252V251H112ZM191 252V251H190ZM228 252V253H229ZM5 253V252H4ZM23 253V251H22ZM28 253V252H27ZM26 253V254H27ZM38 253V252H37ZM44 253V252H43ZM55 253V252H53ZM59 253V252H58ZM74 254V252H72ZM78 253V252H77ZM82 253V252H81ZM95 253V251H94ZM94 253H90V254H94ZM101 253V251H100ZM118 253V252H117ZM126 253V251H125ZM141 253V251H140ZM163 253V252H162ZM195 253V252H194ZM9 254V253H8ZM29 254V253H28ZM35 255V253H33ZM46 255V253H44ZM57 254V253H56ZM60 254V253H59ZM57 254V255H59ZM69 254V253H67ZM66 254V255H67ZM89 254V253H87ZM103 254V253H102ZM115 254V253H114ZM130 254V253H129ZM128 254V255H129ZM138 254V253H137ZM1 255V254H0ZM23 255V254H22ZM34 255H31V256H34ZM38 254H36L37 256ZM40 255V254H39ZM38 255V256H39ZM54 255V254H53ZM52 255V256H53ZM77 255V254H76ZM79 255V254H78ZM96 255V254H94ZM93 255V256H94ZM98 255V254H97ZM100 255V254H99ZM107 255L105 254L104 252V256ZM111 254H109L110 256ZM139 255V254H138ZM153 255H157L156 258H159L158 254L157 253H153ZM3 256V255H2ZM11 256V254H10ZM21 256V255H20ZM19 256V257H20ZM44 256V255H43ZM42 256V257H43ZM65 256V254L63 255ZM72 256V255H71ZM75 256V255H74ZM82 255L78 256L79 259ZM85 256V254L83 255ZM91 256V255H90ZM91 256V257H93ZM140 256V255H139ZM1 257V256H0ZM7 258V256H5ZM15 259L16 256H14ZM18 257V258H19ZM23 257V256H22ZM46 257V256H45ZM44 257V258H45ZM68 259H69V255L67 256ZM103 257V256H102ZM154 257V256H153ZM180 257V256H179ZM11 258H13L11 256ZM31 258H34L35 257H31ZM38 258V257H37ZM36 258V260H33V261H38ZM41 258V257H40ZM55 258V257H54ZM62 258V257H61ZM96 258V257H95ZM98 258V257H97ZM112 258V257H111ZM115 258V257H114ZM113 258V259H114ZM134 258V257H133ZM220 258V257H219ZM241 258V257H240ZM21 259V257L19 258V260ZM28 259V258H27ZM50 259V257H49ZM66 259V258H65ZM75 259V258H74ZM84 259V258H83ZM102 259V258H101ZM107 259V258H106ZM120 259V258H119ZM155 259V258H154ZM169 259V258H168ZM180 259V258H179ZM14 260V259H13ZM29 260V259H28ZM31 260V259H30ZM40 261L42 259H39ZM46 259H44L45 261ZM47 260H48V256H47ZM54 260V259H53ZM62 260L65 262V260L62 258ZM67 260V259H66ZM70 260V259H69ZM69 264L70 262L72 261H69ZM73 260V258H72ZM112 260V259H111ZM139 260H142L141 257ZM160 260V259H159ZM197 260H199V264H207L210 262L211 260V257H204V254L202 253V250L199 251V253H197V255L193 258V263L194 264H197ZM2 261V259H1ZM22 261V260H21ZM25 261V260H24ZM32 261V262H33ZM52 261V260H51ZM60 261V260H59ZM82 261V260H81ZM105 261V260H104ZM143 261V260H142ZM224 261V259H223ZM240 261H242L240 259ZM9 262H11L9 260ZM9 262L7 261V263L9 264ZM18 262V261H17ZM16 262V263H17ZM48 262V261H47ZM53 262V261H52ZM67 262V261H66ZM65 262V263H66ZM76 262V260H75ZM83 262V261H82ZM90 262V261H89ZM98 262V261H97ZM100 262V261H99ZM6 263V262H5ZM3 263V264H5ZM6 263V264H7ZM13 263V262H12ZM14 263H15V260H14ZM15 263V264H16ZM23 263V262H21ZM57 263V262H56ZM55 263V264H56ZM61 263V261H60ZM113 263V262H111ZM138 263V262H137ZM144 263V262H143ZM221 263V262H220ZM240 263V262H239ZM243 263V262H241ZM2 264V263H1ZM11 264V263H10ZM20 264V262H19ZM24 264V263H23ZM27 264V263H26ZM31 264V263H30ZM35 264V262L33 263ZM37 264V263H36ZM41 264V263H40ZM43 264H45L43 262ZM48 264V263H47ZM54 264V263H53ZM63 264V263H62ZM80 264V263H79ZM89 264V263H88ZM91 264V263H90ZM93 264V263H92ZM100 264V263H99ZM103 264V263H102ZM119 264H125V262L121 261L119 262ZM131 264V263H130ZM135 264V263H134ZM141 264V263H140ZM152 264V263H151ZM165 264V263H164ZM176 264V263H175Z\"/></svg>", "mask_w": 264, "mask_h": 264}, {"label": "rangeland", "instance_id": "rangeland-1", "mask_svg": "<svg viewBox=\"0 0 264 264\" xmlns=\"http://www.w3.org/2000/svg\"><path fill=\"white\" fill-rule=\"evenodd\" d=\"M1 1V0H0ZM9 1V2H8ZM4 0L2 2H0V24H3V34L4 35V38L2 40V42H4L5 40V44H8V49H6V51L2 50V53L1 52V45L4 46V43L1 42L0 44V68L4 67V66H7L8 68H12V70H16L14 66H17V63L19 62H15L16 60L17 61H25V59H23L25 56H27V51L25 50V42L23 40L24 36L22 34H19L17 33V30L16 29V25H15V22L12 20V19H8V17L6 16V12L7 10L9 9H13L14 7H16V5L22 1H24L26 3V1H29V0ZM48 1H51V0H31L30 2L26 3V6L24 4V8L26 7L25 11L26 12H31L33 13L34 15L36 13L39 14V19L37 20L38 23L42 24L43 21L42 19H44L43 17L46 15V11H47V5H48ZM155 1V0H154ZM157 1V0H156ZM211 1L212 5L214 8H211V10H215L217 9V12L219 13V11L222 10V12L224 13H236L238 11H241L243 12V16L242 18L246 17H252L254 16V14H256L255 16H259V15H262L264 14V5L263 7L259 6L257 8V11L255 13H252V15L250 14H245L244 11L248 10L246 8H250L248 7V3L244 2V0H233L234 2H232V0L228 1V0H219L221 3H219L218 0H209ZM218 1V2H217ZM225 1V2H224ZM56 0L54 1H51V4L50 6H52L53 4H55ZM67 2L66 0H59L58 2V5L57 7H59L60 5H62L63 3ZM2 3V4H1ZM220 6H219V4ZM230 3L232 4V6L230 5ZM243 3V4H242ZM23 4V3H21ZM47 4V5H46ZM222 4V5H221ZM234 4V5H233ZM240 6L238 7L237 6ZM246 4V5H244ZM34 5V7H33ZM37 5V6H36ZM46 5V6H45ZM116 5V4H115ZM113 5V6H115ZM217 5V7H216ZM221 7V6H223ZM4 6V7H3ZM31 6V7H30ZM45 6V7H43ZM112 6V7H113ZM219 6V7H218ZM226 6H229V7H226ZM236 6V7H235ZM9 7V9H8ZM5 8V10H3ZM7 8V9H6ZM198 8V7H197ZM222 8V9H221ZM239 8V9H238ZM241 8V10H240ZM2 9V10H1ZM43 9H45L43 12ZM199 9V8H198ZM228 9V10H227ZM15 10V8H14ZM203 9L200 10V12L202 11ZM227 10V11H226ZM232 10H236L235 12L232 11ZM2 11V12H1ZM17 11V10H15ZM260 12V13H259ZM45 15H44V14ZM95 13V11H94ZM259 13V14H258ZM262 13V14H261ZM3 14V16H1ZM37 15V14H36ZM2 18V19H1ZM6 18V19H5ZM121 18H124L125 17H120L119 19ZM92 19V18H91ZM5 20V21H4ZM41 20V22H39ZM90 20V19H89ZM80 21H87V19L85 18V15H83L81 17V20ZM249 21V22H248ZM249 23V24H248ZM256 23V24H255ZM32 24V23H31ZM80 24V23H79ZM247 24V25H246ZM252 24V25H251ZM260 22L256 21L255 19L253 20V18H250L248 20H245L244 21V26L242 27L245 28V26H247V28H245V31H244V34H241V33H236V35H234L233 37V45L231 44L230 48L228 49V54H226V58H225V54L223 55V57H221V61H223L222 63L219 62L220 64L218 66H216V70L214 69L213 71V75H210V76H215L216 78H212L209 77V80L207 81V83L204 85L203 89L204 90L202 92V96L200 97L199 94H195V93H192L193 91L190 89L191 87H189L188 89V94L190 93L191 97L194 98L195 100L194 101H190L189 99H187L186 97L188 95H185V93H187V88L189 85H182L180 88L176 89L178 90L182 95H184L183 97H181L183 100H173L174 102V105H173V102L169 103L168 107H167V110H166V115L167 117H165V119H163V121L161 122V125H160V132L162 133V136H163V140H162V152H161V155L158 157V156H154V155H150L148 154L147 152H141L140 153V158L143 159L142 161L144 162L145 164V167H150L152 164V162H154L156 160V163L158 166L160 167H163L164 164H168L169 160H173L174 161V164L172 166L173 168V171H174V176L176 175V177L174 178V182L175 181H178V183H175L176 186H174L173 188H176L174 189L173 191L175 192V190H178L176 192V195L172 197L173 199V204L169 205L168 204V207H167V204L163 206V208H158L156 209V214L154 213L155 211L153 210H149L148 213H146L145 215L141 216V215H138L139 214V211L140 209L136 207L135 209V206L132 207V213L135 214V215H130V214H127L125 213V208H123L125 206V204L131 206L134 201H135V205H136V200H134L133 202H130L128 199H126V201H118L114 204V207L111 205L110 202L113 201L115 194L112 193L113 196H107L108 193L106 192H100V191H96V188H95V198L97 197V199L99 200H96L97 202L95 203L94 201H87V203L85 202H80L79 204H77L75 206V209L73 211H69V210H62L63 208V204H64V201L67 197V181H68V177L70 175V173L72 172V162L71 160L70 161H66L64 162L63 166H61L60 168H55L56 167V161H51V160H48L46 157L48 156V154L52 155L53 152H55V148H52V150L50 148L47 147V145L43 144V143H40L42 144L38 149H37V146L35 144L36 140H37V137L34 133H31L29 135V130H25L23 132H19V136H21L19 138V140H25L26 142L24 141H20L18 143H13V140L15 139H12L11 135L12 133H14L13 131H11L10 133V136L9 137H3L1 134H0V141L4 144L6 142H9L10 143V146L11 147L12 145L14 146V148H12V151L14 154V157L7 151H5L3 149V144L0 143V147H2L0 149V161H1V158L5 159L1 162H5L6 160H8L6 162L7 165H9L10 167L13 165L15 167L12 166V170H16L14 168H19L22 170L23 168V171L19 170L21 174L19 175H14V176H8L6 177L5 179L3 180H0V191L4 192L2 194V192H0V196H6V199H4V197H0L2 198L0 200V210H2L0 212V221L3 222V223H0V227L3 229L0 228V264L2 263H7V261L9 262V260L11 262H9V264H15L17 261L16 264H33L35 262V264H43V262L45 264H69L68 260L69 261H72L70 262V264H114L115 263V258L116 255L118 254L117 252L120 250L121 253L124 254V256L126 255L127 256V259H122L120 257L119 259V262L120 260L125 262V264H177V262H179L184 256L186 255H190V250L191 248H193L192 244L195 245V240H192L188 237V233L192 232L190 230H195V228L197 229L198 228V221H199V224L203 223V222H207L208 225H210V228L212 227H217L218 229V234H220L219 232L221 231V229L218 228V226L221 228V225H219L220 221H221V218L220 217H214L212 216V214H207L206 218L200 213V211L205 208L206 204L208 203V200L211 199L212 197H209L211 193H205V195L203 196V198L201 199V203H200V200L198 202H195V203H186L183 201V199H181V196L179 194V190L178 187H179V183L181 184H188L192 181V179H201V181H204V178L201 177L202 176V171H198V169L201 168L202 166V163L203 162H207V161H202V160H206V158H209V157H212L214 156L215 154L217 153H220V152H224L226 150V146L227 148L229 147V143L230 141H232L234 138L238 137V136H245V138L243 139V141H241V144H239L240 148L239 147H236V148H231L230 151L232 153H238L239 154V157L237 160H234L232 159L231 157H229V152H226L224 154L225 158L223 160V162H220L221 164H219V162H214L211 164L212 169L214 172L212 176H208V179L207 182L209 183H212L215 185L214 181L210 178H212L213 176L217 175V174H224L228 171L231 170H234L236 169L238 166H240L241 164H250L252 163L253 165H259L260 167L264 168V137L261 139L262 135L264 134V109H262V113L260 112H257V114H254V115H250V113L255 109V108H261L263 105H264V26L261 27L260 25ZM250 26V27H249ZM255 26L256 29L254 28ZM42 27H43V24H42ZM249 27V29H248ZM260 27V28H259ZM9 28V29H8ZM56 28V26H55ZM252 28V29H251ZM263 28V29H261ZM7 29V30H6ZM13 29V30H12ZM65 29V28H64ZM69 27L66 28V31H68ZM258 30V31H254V30ZM8 31V32H7ZM16 31V32H14ZM7 32V33H5ZM12 32V33H11ZM41 32V31H39ZM59 32V30H58ZM65 31H60L59 33H64ZM258 34H257V33ZM44 33V32H42ZM9 34V35H8ZM19 34V36H18ZM77 34V37H78V33ZM250 34V37H248ZM260 34V36H259ZM17 35V36H16ZM242 35V36H241ZM252 35V36H251ZM7 36V38H6ZM15 36V37H13ZM44 37V40H46L45 38L47 37L46 34L44 33L42 35ZM60 39H59V37ZM58 36L54 37V41L55 39L56 40H61L63 41L62 45L65 43V40H63L64 38H62L59 34ZM238 36V37H237ZM18 37V38H17ZM58 37V39H57ZM256 37V38H255ZM261 37V38H260ZM13 38V40L11 39ZM20 38V39H19ZM246 38V39H245ZM10 39V41H9ZM16 39H19L16 41ZM94 39V38H92ZM243 39L245 41V43L243 42ZM249 39V40H247ZM263 39V40H262ZM22 40V41H21ZM253 40V41H252ZM260 40V41H258ZM250 44H248L249 42ZM252 41V43H251ZM58 42V41H57ZM95 40H92L90 43H94ZM240 42H243V43H240ZM257 42V43H256ZM259 42V43H258ZM22 43H23V46H22ZM54 43V42H53ZM61 43V42H59ZM255 43V44H254ZM263 43V44H262ZM56 44V41L55 43L53 44V46H55ZM237 44V45H236ZM246 46H245V45ZM257 44V45H256ZM14 45V46H13ZM91 46H93V44H90ZM235 45V46H234ZM240 45V46H239ZM256 45V46H254ZM262 45V47H261ZM45 46V45H44ZM42 46V47H44ZM238 46V47H237ZM248 46V47H247ZM250 46V47H249ZM13 47V48H12ZM22 47V48H21ZM51 47V46H50ZM242 47V48H241ZM24 48V49H23ZM36 48H40L39 44L37 45ZM47 48H48V51H52V49L48 47V43H47ZM46 46H45V49H47ZM60 48V45L59 47ZM54 49L53 50V55H58L60 54L62 51L60 49ZM234 48V49H233ZM241 48V49H240ZM247 48H250L247 49ZM260 48V49H259ZM15 49V51H14ZM237 49V50H236ZM245 49V50H244ZM247 49V50H246ZM56 50V51H55ZM58 50V51H57ZM232 50V52H231ZM243 50V52H242ZM260 50V52H259ZM13 51V52H12ZM17 51V52H16ZM23 51V53L21 52ZM61 51V52H60ZM235 51V52H234ZM242 53H240V52ZM253 51V52H252ZM257 51V52H255ZM263 51V52H261ZM56 52V53H55ZM245 52H247L245 54ZM13 53V54H11ZM17 53V54H16ZM20 53V54H18ZM58 53V54H57ZM234 53V54H233ZM239 53V54H238ZM250 53V54H249ZM263 55H262V54ZM3 56H2V55ZM15 54V55H14ZM118 54V53H116ZM247 54H249L250 56H248ZM7 57H5V56ZM13 58H16V59H13ZM233 55H237L236 57L233 56ZM200 56H204V55H200ZM255 56V57H254ZM257 56H260V57H257ZM6 60H4V58ZM128 57V55L126 56ZM126 57H125V61H126ZM229 57V59H228ZM240 57V58H239ZM243 57V58H242ZM247 57H250V58H247ZM18 58V59H17ZM234 58V59H233ZM236 58H239L238 60ZM260 58V59H259ZM8 59V60H7ZM231 59V61H230ZM243 59V60H241ZM245 59V60H244ZM257 59V60H256ZM4 60V61H3ZM219 60V61H220ZM236 60V61H235ZM241 60V61H240ZM259 60V61H258ZM14 61V62H13ZM226 61V62H225ZM235 61V62H234ZM246 61V62H245ZM251 61V62H250ZM8 62V63H7ZM42 62V65L41 67H38ZM237 62V63H236ZM7 63V64H5ZM44 63V64H43ZM231 63V64H230ZM249 63V64H248ZM5 64V65H4ZM12 64V66H11ZM188 64V63H187ZM222 64V66H221ZM227 64V65H226ZM243 64V65H242ZM255 64V65H254ZM258 64H260L258 66ZM262 64V65H261ZM9 65V66H8ZM14 65V66H13ZM224 65V66H223ZM230 65V66H229ZM237 65V66H236ZM245 65V66H244ZM247 65V66H246ZM11 66V67H10ZM201 67V66H200ZM200 67L199 70H200ZM236 67V68H235ZM243 67V68H242ZM250 67V68H249ZM19 68V67H18ZM27 68V67H25ZM203 68V66L201 67V69ZM223 68V69H222ZM225 68V69H224ZM233 68V69H231ZM239 68V69H238ZM32 69L34 72H36V70L38 69V71L35 73L36 77H37V80L38 81H50L49 79H51V81L53 80V76H55V74L52 72L50 73V77H49V73L46 72V75H44V78H43V71L45 70V60L43 61H39L38 62V65H35L33 64V66L30 68ZM36 69V70H35ZM42 71H41V70ZM205 69V68H203ZM202 69V70H203ZM209 69V68H208ZM23 70V68L21 69ZM201 70V71H202ZM218 70V71H217ZM223 70V71H222ZM237 70V71H236ZM241 70V71H240ZM249 70V71H248ZM256 70V71H255ZM262 70V71H261ZM225 71V72H224ZM226 71L228 73H226ZM232 71V72H231ZM238 71L240 73H238ZM216 72V73H215ZM236 72V74H235ZM255 73L254 74H252ZM257 72V73H256ZM215 73V74H214ZM218 73V74H217ZM221 73V74H220ZM224 73V74H223ZM233 73V74H231ZM259 73V74H258ZM227 74V75H226ZM251 74V75H250ZM233 75V76H232ZM240 75V76H239ZM245 77H244V76ZM223 76V77H222ZM227 76V77H225ZM229 76V77H228ZM258 76V77H257ZM225 77V78H224ZM231 77V78H230ZM254 77V79H253ZM260 77V78H259ZM262 77V79H261ZM45 78L47 80H45ZM221 78V79H220ZM227 78V79H226ZM229 78V80H228ZM217 80V81H216ZM238 80V81H237ZM249 80V81H248ZM212 81V82H211ZM225 81V82H224ZM206 82V81H205ZM216 82V83H215ZM224 82V83H223ZM230 84H228V83ZM236 82V83H235ZM226 84V85H225ZM251 84V85H250ZM58 85H60V82L58 83ZM218 85V86H217ZM222 85V86H221ZM234 85V86H233ZM249 85V86H248ZM184 86V87H183ZM187 86V87H186ZM207 86V87H206ZM238 86V88H237ZM247 86V87H246ZM259 86V87H258ZM215 87V88H214ZM228 87V88H227ZM230 87V88H229ZM240 87V88H239ZM183 88V89H182ZM185 88V89H184ZM230 89V91H229ZM235 89V90H234ZM240 89V90H238ZM251 89V90H250ZM255 89V90H254ZM259 89V90H258ZM232 90V91H231ZM238 91H239V94H238ZM248 92V96L245 97V99L241 100L240 99V96L241 95H244L245 92ZM253 91V92H251ZM257 91V92H256ZM262 91V92H261ZM206 92V93H205ZM211 92V93H210ZM223 92V93H222ZM232 93V99L235 100V101H241L240 102V105L238 108H236V110H232V106L230 105L231 102L228 98L226 97H223V95H225V93ZM250 92V93H249ZM195 95V96H194ZM211 95V96H210ZM257 96V97H256ZM259 97V98H258ZM212 98V100H211ZM185 99L188 100V102L185 101ZM204 99V100H203ZM250 99V101H249ZM255 99V100H254ZM198 100V101H197ZM203 100V101H202ZM223 100H227V101H224ZM262 100V101H261ZM213 101V103H212ZM246 101V102H245ZM181 102V103H180ZM198 102H199V105L200 107L198 106ZM223 102V103H222ZM255 102V103H254ZM184 105H183V104ZM205 103V104H204ZM207 103V105H206ZM176 104V106H175ZM218 104V105H216ZM9 105V104H8ZM95 106V105H93ZM179 106V108H177ZM190 106V107H189ZM207 106V107H206ZM212 106V107H211ZM221 106V107H220ZM183 107V109H182ZM203 107V108H202ZM224 107V108H223ZM230 107V108H229ZM241 107V108H240ZM172 108H175V109H172ZM195 108V109H194ZM217 110H216V109ZM205 109V110H204ZM214 109V110H213ZM229 109V110H228ZM246 109V110H245ZM94 110V111H93ZM178 110V111H177ZM195 110L196 111V115L198 117V121L196 123V127L199 125V129L197 130V132L195 133V135L193 136V139L190 141V143H188V147L185 151V153L182 155V152L180 153V150H178L177 154L174 155L173 153L170 154L169 151H171V149L173 148L174 146V143L176 142V139L180 138L182 135H184V132H180V134L178 133L179 132V128L178 126H176V124L179 122V119L180 117L178 115H175L173 116L174 113H180L181 116H182V120H184V116L186 118V116H188L191 111ZM208 110V112H207ZM216 110V112H215ZM224 110V111H223ZM240 110V111H239ZM244 110V111H243ZM249 110V111H248ZM182 111V112H181ZM219 111V112H218ZM246 111V112H245ZM82 112H83V117L80 116V119H75L74 121L73 120H70L68 121L70 124H67V126L65 127H61V125H58V129L56 130L55 133H58V136L55 135V137L57 139H64L66 141H69L70 144H74V142L79 139V144H78V147L82 146V141H86L88 142V135L87 131L91 130L90 127L91 125H89L91 121L94 117H97V113L96 115L95 114V107H93V109H89L86 111L85 113V109H82ZM89 112V113H88ZM184 112V113H183ZM9 113V112H8ZM186 113V114H185ZM228 113V114H227ZM243 113V114H242ZM247 113H248V116H247ZM202 114V115H201ZM214 114V115H213ZM240 114V115H239ZM89 115V116H88ZM169 115V116H168ZM200 115V116H199ZM208 115V116H207ZM242 115V116H241ZM91 116V117H90ZM173 116V117H172ZM219 116V117H218ZM230 116V117H229ZM175 117V118H174ZM216 117V118H215ZM86 118V119H85ZM91 118V119H90ZM258 118V119H257ZM13 119V118H12ZM11 118H5L3 121L0 120V125L4 124L3 122H6L4 124V128L5 130L4 131H9V128L7 127L8 126V123H12L13 120ZM226 119V120H225ZM257 119V120H256ZM205 120V121H204ZM231 120V121H230ZM240 120V121H239ZM251 120V121H250ZM11 121V122H10ZM169 121V122H168ZM175 121V122H173ZM207 121V122H206ZM221 121V123H220ZM243 121V122H242ZM19 122V121H18ZM81 122H83L82 124H84V126H82ZM199 122V123H198ZM255 122V123H254ZM16 123V122H15ZM163 123V124H162ZM165 123V124H164ZM170 123V124H169ZM209 123V124H208ZM228 123V124H227ZM239 123V124H238ZM246 123V124H245ZM78 124V126H77ZM168 124V125H167ZM204 124V125H203ZM243 124V125H242ZM81 125V126H80ZM213 125V126H212ZM232 125V126H231ZM72 126V127H71ZM86 126V130L84 129ZM163 126V128H162ZM251 126V128H250ZM77 127V128H76ZM183 127V126H182ZM181 127V129H182ZM201 127V128H200ZM233 127V128H232ZM66 128V130H65ZM113 128V127H112ZM111 127H108L106 129L107 132H103L102 134L99 135L100 137V140H102V144H103V141H104V147H107V146H110L111 143H119L120 146H122L123 150H127L128 148H131V147H134L133 144H131L129 141H127V136H126V133L124 131H121V130H116V131H113L112 133V129ZM170 128V129H169ZM205 128V129H204ZM225 128V129H224ZM0 129H3V126H0ZM68 129V131H67ZM163 129V130H162ZM167 129V131H166ZM251 129V130H250ZM61 130V131H60ZM83 130V131H82ZM173 130V131H172ZM203 130V131H202ZM206 130V131H205ZM6 131V132H7ZM121 131V132H120ZM232 131V132H231ZM251 131V132H249ZM3 132V131H1ZM0 132V133H1ZM61 132V134H60ZM207 132V133H206ZM253 132V133H252ZM74 133V134H73ZM117 133L118 136H117ZM165 134V135H164ZM168 134V136H166ZM176 134H178V137L176 138ZM182 134V135H181ZM204 134V135H203ZM210 134V135H209ZM212 134V135H211ZM227 134V135H226ZM251 135V137L249 138V136ZM254 134V135H253ZM60 135V136H59ZM189 135V134H188ZM187 135V137H188ZM206 135V136H205ZM27 136V137H26ZM30 139H29V137ZM101 136L105 137L102 138ZM108 136V137H107ZM115 136V137H114ZM216 136V137H215ZM11 137V138H10ZM63 137V138H61ZM69 137V138H68ZM200 137V138H199ZM206 137V138H205ZM4 138V139H3ZM66 138V139H65ZM81 138V140H80ZM215 138V139H214ZM225 138V139H224ZM253 138V139H252ZM10 139V140H9ZM83 139V140H82ZM213 139V140H212ZM237 139H242V138H237ZM28 140V142H27ZM31 140V141H30ZM106 140V141H105ZM251 140V141H250ZM12 143H11V142ZM35 141V142H34ZM167 141V142H166ZM187 139L183 140L179 146V149L184 145L186 144ZM211 141V142H210ZM249 141V143H248ZM30 142V143H29ZM34 144H33V143ZM209 142V143H208ZM245 142V143H244ZM253 142V143H252ZM122 143V144H121ZM149 143V142H148ZM164 143V144H163ZM201 143V144H200ZM206 143V144H205ZM191 144V145H190ZM201 146H199V145ZM29 145V146H28ZM35 145V146H34ZM132 145V146H131ZM146 145V144H145ZM150 145V148L153 147L154 148V144ZM203 145V146H202ZM12 146V147H13ZM16 146V148H15ZM19 146V147H18ZM25 146V148H24ZM139 146V145H138ZM190 146V147H189ZM192 146V147H191ZM208 146V147H207ZM212 146V147H211ZM225 146V147H224ZM255 146V147H254ZM204 147H207V151ZM242 147V148H241ZM254 147V148H253ZM28 148V149H27ZM139 148V147H137ZM201 149V150H198V149ZM223 148H224V151H223ZM247 148V149H245ZM18 149V150H17ZM27 153H26L23 151ZM36 149V150H35ZM48 149V150H46ZM165 149V151H164ZM243 149H245L243 151ZM262 149V150H261ZM17 152H16V151ZM40 150V152H39ZM43 150H45V153L43 152ZM214 150V151H213ZM234 150V151H233ZM53 151V152H52ZM155 151V149H154ZM247 151V152H246ZM3 152V153H2ZM6 152V154H4ZM30 152H31V155H30ZM35 152V153H34ZM48 152V153H47ZM167 152V154H166ZM190 152H193L190 154ZM257 152V153H256ZM10 155H9V154ZM164 153V154H163ZM180 153V154H179ZM18 154V155H17ZM29 154V155H28ZM38 156H37V155ZM44 154V156L42 155ZM169 154V155H168ZM205 154V155H204ZM242 154V155H241ZM5 155V156H3ZM8 155V157H7ZM36 155V157H35ZM40 155V156H39ZM77 155V153L75 154V156ZM178 155H179V160H178ZM183 157H182V156ZM202 157H201V156ZM261 155V156H260ZM3 156V157H2ZM20 156V157H19ZM27 156V157H26ZM43 156V157H42ZM46 156V157H45ZM163 156V158L161 157ZM207 156V157H206ZM7 157V158H6ZM18 157V158H17ZM25 157V158H24ZM30 159H29V158ZM32 157V158H31ZM78 157V156H77ZM77 157H75V159H77ZM80 157H81V153H80ZM161 157V158H160ZM165 157V158H164ZM172 157V158H171ZM194 157V158H193ZM247 157V158H246ZM256 157V158H255ZM22 158V159H21ZM42 160H41V159ZM159 158V159H158ZM169 158V159H168ZM27 159V160H26ZM32 159V160H31ZM38 159V160H37ZM44 159V160H43ZM81 159V158H80ZM161 159V160H160ZM163 159V160H162ZM183 159V160H182ZM196 159V160H195ZM199 159H202L199 161ZM227 159V160H225ZM241 159V160H240ZM16 160V161H15ZM25 160V161H24ZM159 163H158V161ZM178 160V161H177ZM185 160V161H184ZM194 160V161H193ZM233 160V161H232ZM22 161V163L20 162ZM24 161V162H23ZM29 161V162H28ZM37 161V162H36ZM40 161V162H39ZM47 161V162H46ZM161 161V162H160ZM164 161H166L167 163H165ZM199 161V162H198ZM225 161V162H224ZM249 161V162H248ZM0 162V165L2 164ZM39 162V163H38ZM53 164H52V163ZM70 162V163H68ZM183 164V165H180L179 164ZM193 162V163H192ZM231 164H230V163ZM245 162V163H244ZM24 163V164H23ZM29 163V164H28ZM43 165H41V164ZM50 163V164H49ZM55 163V164H54ZM127 163V162H126ZM163 163V164H162ZM197 163V164H196ZM203 163V164H205ZM21 164L22 167H20L19 165ZM66 164V165H65ZM178 164L177 166V169H176V165ZM18 165V166H17ZM24 165V166H23ZM32 165V166H31ZM34 165V167H33ZM37 165V166H36ZM40 165V166H38ZM50 165V166H49ZM175 165V166H174ZM189 165V166H188ZM197 165V166H195ZM27 166V168H26ZM44 166V167H43ZM55 166V167H54ZM183 166V167H182ZM211 166H208L206 167L204 170H203V173L205 172H208L210 171V167ZM32 167V168H31ZM41 167V168H39ZM68 167V168H66ZM139 167H142L141 165H139ZM52 168V169H51ZM63 168V169H62ZM197 168V170H196ZM49 172H48V170ZM175 169L177 170V173L175 174ZM185 169V170H184ZM18 170V169H17ZM26 170V171H25ZM28 170V171H27ZM36 170V171H35ZM60 170V171H58ZM65 170V171H64ZM248 169L246 167H243L241 168L236 174H235V177H239V178H243V182H246V180L248 181ZM127 173L129 175H132L135 170L134 168H128L127 170ZM134 171V172H133ZM196 171V172H195ZM35 173V175L33 173ZM54 172V173H53ZM150 172L149 169L146 170V172L144 171V174H148ZM171 172V171H170ZM180 172V173H179ZM26 173V174H25ZM27 173H28V176H27ZM61 173V174H60ZM68 173V174H67ZM199 173V174H198ZM24 174V176H22ZM49 174V175H48ZM52 174V175H51ZM143 174V175H144ZM38 175V176H37ZM40 175V176H39ZM61 175V176H59ZM63 175V176H62ZM65 175V176H64ZM18 176V177H16ZM22 176V177H21ZM30 176H33V177H30ZM54 176V177H53ZM57 178H56V177ZM167 175H164V177H167ZM21 177V180L19 179ZM30 177V178H29ZM12 178V179H11ZM29 178V179H27ZM35 178V179H34ZM40 178V179H39ZM178 178V179H176ZM186 178V179H184ZM11 179V180H9ZM14 179V180H13ZM37 179V180H36ZM54 179V180H53ZM59 179V180H57ZM182 179V180H180ZM246 179V180H245ZM17 180V181H16ZM25 180V181H23ZM30 182H27L29 181ZM41 180V181H39ZM51 180V181H50ZM63 180V181H62ZM65 180V181H64ZM159 180L161 181V176L158 178V179H155V181L159 182ZM186 180V181H185ZM7 181V182H6ZM10 181V182H9ZM23 181V183H22ZM34 183H32V182ZM39 181V182H38ZM56 181V183H55ZM4 182V183H3ZM53 182V183H52ZM64 182V183H63ZM8 183V184H7ZM12 183V184H11ZM19 183V184H18ZM27 183V184H26ZM31 185H30V184ZM97 183V182H96ZM124 183V180L120 181L119 184H116V187H128V183L127 184H123ZM222 184L217 187L219 188V190H224L225 187H228L227 184H225L224 182H221ZM11 184V185H10ZM18 184V185H17ZM53 184H56V188H55V185ZM66 184V185H65ZM94 184V183H92ZM100 184H102L100 182ZM168 185L170 184L169 182L167 183ZM3 185V186H1ZM10 188H9V186ZM14 185V186H13ZM17 185V186H16ZM34 185V186H33ZM39 185V186H38ZM64 185V186H63ZM96 185V184H95ZM103 185V184H102ZM168 185H165L166 187L161 191V193L163 194L166 189H167V186ZM199 185H202L199 183ZM7 186V187H5ZM13 186V187H11ZM30 186V187H29ZM54 186V187H53ZM4 189H3V188ZM17 187V188H16ZM29 187V189H28ZM35 187V188H34ZM66 187V188H65ZM25 188V189H24ZM32 188V189H31ZM35 190H34V189ZM38 188V189H37ZM50 188V189H48ZM172 188V189H173ZM222 188V189H221ZM43 191L47 192L49 195L51 193L54 192V200L56 202V204H58V208H53V206L51 205V203H55L54 201H51L50 199H47V198H44L47 193L43 192ZM54 189V190H53ZM66 189V190H65ZM170 189V187H169ZM201 189L204 191V188L201 187ZM229 189V188H228ZM7 190V191H6ZM12 190V191H11ZM38 190H39V196H37L38 194ZM47 190H50V191H47ZM61 190V192L59 191ZM161 190V189H160ZM11 191V192H10ZM17 191V192H16ZM22 191V193H20ZM26 191V192H25ZM30 191H32L31 195H28L30 197V199H32V203H34L32 206H23V203H24V199L25 197L29 198L28 196H26ZM56 191V192H55ZM67 191V192H66ZM107 191H110L109 189ZM6 192H7V195H6ZM15 192H16V196H15ZM24 192V193H23ZM34 192V193H33ZM81 192V191H80ZM128 192V190H127ZM126 192V193H127ZM27 193V194H25ZM59 193V194H58ZM104 193V194H103ZM161 193L159 194L161 196ZM248 193V194H247ZM9 194V195H8ZM14 194V195H13ZM34 194V195H33ZM41 194H43L42 196H40ZM58 194V195H57ZM208 194V195H207ZM253 194V195H252ZM13 195V197L11 196ZM52 195V194H51ZM62 195V196H61ZM65 197H64V196ZM101 195V196H100ZM104 195V196H103ZM129 195V194H128ZM156 194H152V196H154ZM242 196L243 195V199H242V202H247V204L249 203V205L247 206V210H245V213L246 214H250L251 212H254V211H257L259 210L260 212H264V187L262 188L261 191L259 192H249V191H242V192H239L238 195H236L235 197L232 196L233 198H229V201L228 203L230 202H233V200L239 196ZM253 197H252V196ZM260 195V196H259ZM12 199H11V197ZM15 196V197H14ZM25 196V197H24ZM158 196V197H160ZM208 196V197H207ZM246 196V197H245ZM42 197V198H41ZM59 197V198H58ZM62 197V198H61ZM179 197L181 200L180 201H176V198ZM262 197V198H261ZM10 198V199H8ZM14 198V199H13ZM16 198V199H15ZM20 200H19V199ZM39 198V199H38ZM41 198V199H40ZM81 198V197H80ZM106 198V199H105ZM208 199L207 200V203L205 204L203 201L204 199ZM255 198V199H253ZM37 199V200H36ZM46 199V200H45ZM83 199V198H82ZM252 199V200H251ZM16 202H14V201ZM20 203H19V201ZM23 200V201H22ZM105 200V201H104ZM4 201V202H2ZM41 201V202H40ZM48 201V202H47ZM254 201V202H253ZM258 201V202H256ZM7 202V203H6ZM14 205L17 209L14 208V206L12 207V205ZM23 202V203H22ZM45 202V203H44ZM105 202V203H104ZM123 202L125 204H123ZM40 203V204H39ZM108 203V204H107ZM179 203V204H178ZM197 203V204H196ZM3 204H5L3 206ZM7 204L9 206H7ZM17 204V205H16ZM82 204V205H81ZM105 204V205H104ZM120 204V205H119ZM173 205V206H172ZM186 205V206H184ZM240 204H237L236 207H232L234 208V211L233 213H236L237 211L235 210V208H237V206H239ZM255 205V206H254ZM258 205V206H257ZM262 205V206H260ZM7 209H6V207ZM47 206V208H46ZM108 206V207H107ZM118 206V207H117ZM170 206L172 208H170ZM10 207V208H9ZM33 207V208H32ZM42 207V208H41ZM85 207V208H84ZM93 207V208H92ZM106 207V208H105ZM112 207V208H111ZM122 207V208H121ZM250 207V208H249ZM20 208V209H19ZM30 208V209H29ZM45 208V209H44ZM78 208V209H76ZM99 208V209H98ZM110 208V209H109ZM117 208V209H116ZM168 208L169 209H172V210H169L168 211ZM184 208H187L184 209ZM231 208V210H232ZM5 209V210H4ZM10 209V210H9ZM32 209H38L36 212L34 211V216H33V213L31 214L30 211ZM44 209V210H43ZM57 211H56V210ZM107 209V210H105ZM114 209V210H113ZM139 209V210H138ZM162 209V210H161ZM250 209V210H249ZM7 210V212H6ZM19 210V211H18ZM61 210V211H60ZM76 210V212H75ZM103 210V212H102ZM122 210V211H121ZM135 210V211H134ZM186 210V211H185ZM6 213H5V212ZM10 211V212H9ZM18 211V213H17ZM44 211V212H42ZM66 211V213H65ZM96 211V212H95ZM101 211V212H100ZM137 211V212H136ZM159 211V212H158ZM171 211V212H170ZM181 211V212H180ZM189 211V212H187ZM197 211V213H196ZM230 211V210H229ZM16 213V214H13V213ZM27 212V213H26ZM61 212V213H60ZM72 212V213H71ZM117 212V213H116ZM121 212V213H120ZM153 212V214H152ZM164 212V213H162ZM167 212V213H166ZM194 212V213H192ZM250 212V213H249ZM5 213V214H4ZM9 213V214H8ZM22 215H21V214ZM23 213H26L24 216H23ZM58 213V214H56ZM124 213V214H123ZM137 213V214H136ZM151 213V214H150ZM200 213L199 217H198V214ZM2 214V215H1ZM48 214V215H47ZM51 214V215H50ZM81 214V215H80ZM83 214V215H82ZM85 214L86 215H92L93 216V221L91 223H89L85 217ZM113 214V215H112ZM117 214V215H116ZM124 216H123V215ZM162 214V216H161ZM170 214V215H169ZM9 215V216H8ZM14 215V216H13ZM19 215H20V218H19ZM31 215V216H30ZM69 215V216H68ZM108 215V217H107ZM111 215V217H110ZM115 215V216H114ZM119 215V216H118ZM138 215V216H137ZM169 215V216H168ZM174 215V216H173ZM2 216V218H1ZM28 216V217H27ZM67 216V217H66ZM71 216V217H70ZM74 216V217H73ZM127 216V217H126ZM142 218H141V217ZM168 216V217H167ZM177 218H176V217ZM184 216V217H183ZM24 220H23V218ZM39 217V218H38ZM82 217V219H81ZM130 217V218H129ZM136 217V218H135ZM140 217V219H139ZM167 217V218H166ZM175 217V218H174ZM187 217V218H186ZM9 218V219H7ZM63 218V219H62ZM97 218V219H96ZM122 218V219H121ZM127 218V219H126ZM136 220H135V219ZM148 218V219H147ZM154 220H151V219ZM158 218V219H157ZM165 221H164V219ZM174 218V219H173ZM183 220H182V219ZM190 220H189V219ZM193 218V219H192ZM210 218V219H209ZM7 219V221H6ZM13 219V220H12ZM56 219V220H55ZM113 219V220H112ZM124 219H126L125 221H123ZM133 219V220H132ZM172 219V220H171ZM198 219V221L196 220ZM20 220V221H19ZM30 220V221H29ZM43 220V221H42ZM51 220V221H50ZM63 220V221H62ZM66 220V222H65ZM98 220V221H97ZM101 220V221H100ZM120 220V221H119ZM129 220H131L130 222H128ZM160 220H162L161 223ZM167 220V222H166ZM169 220V221H168ZM175 220V221H174ZM177 220V221H176ZM186 220V221H184ZM195 220L197 222H195ZM6 221V223H5ZM8 221L11 222L8 224ZM22 221V222H21ZM25 221V222H23ZM28 221V222H27ZM54 221V222H53ZM62 223H61V222ZM97 221V222H96ZM109 221V222H108ZM152 221V222H150ZM157 221V223H155ZM173 221V222H172ZM181 221H183L184 223H187L189 226H185L184 228H179V224L181 225ZM16 222V223H14ZM21 222V223H19ZM31 224H30V223ZM35 222V223H33ZM41 222V223H40ZM49 222V224H48ZM60 222V223H59ZM65 222V223H64ZM75 222V223H74ZM97 224H96V223ZM102 222V223H101ZM136 222V224H135ZM138 222V224H137ZM178 224H177V223ZM193 222V223H191ZM195 222V223H194ZM89 223V224H88ZM109 223V224H108ZM118 223L120 225H118ZM126 223V224H124ZM128 223V224H127ZM135 224L133 226V224ZM164 223V224H163ZM167 223V224H166ZM171 223V224H170ZM175 223V224H174ZM5 224V225H4ZM8 224V225H6ZM18 226H17V225ZM22 224V226H21ZM41 224V225H39ZM84 224V225H83ZM192 224V225H191ZM46 225V226H44ZM56 225V226H55ZM78 225V226H76ZM112 225V226H111ZM124 225V226H123ZM139 225V226H138ZM141 225V226H140ZM158 225V226H157ZM168 225V226H166ZM195 225V226H193ZM26 226V228H25ZM40 226V227H39ZM54 226V227H53ZM61 226V228H60ZM63 226V228H62ZM71 226V227H70ZM75 226V227H74ZM81 226V227H80ZM153 227L154 230H151V229H148L147 231H150L151 230V233H154L155 231V234H158L159 232H163V230H165L166 232L170 233V234H173L174 235V239H173V242L170 243L168 239L164 240L163 242H158L157 239L155 238H148V239H143L142 242L144 243H141L140 244V251L141 253H144V250L145 248H148L151 245H156V248L152 249L151 251H149L145 257H143L140 253L138 252H135L133 254H131V252H129L127 250L128 246L129 245H125L124 243H122V241H124V238L126 236H131V234H133L134 230H138V228H144V227ZM166 226V227H165ZM175 226V227H174ZM8 227V229H7ZM10 227V228H9ZM14 227V228H13ZM28 227V228H27ZM33 227V228H32ZM37 227V228H36ZM39 227V228H38ZM51 227V228H50ZM67 227V228H66ZM70 227V228H69ZM89 227V228H88ZM100 227V228H99ZM112 227V228H111ZM118 227V228H117ZM138 227V228H137ZM159 227V228H158ZM171 227V228H170ZM173 227V228H172ZM183 227V226H182ZM262 229L263 227L260 226ZM5 228V229H4ZM12 228V229H11ZM17 228V229H16ZM19 228V229H18ZM23 228V229H22ZM42 228V229H41ZM45 228V229H43ZM53 229H59L61 230L63 233V235L59 238V237H56L55 235H51V230ZM66 228V229H65ZM72 228V229H71ZM81 228V229H80ZM83 228V229H82ZM95 228V229H94ZM109 228V230H108ZM158 228V229H157ZM178 228V229H177ZM32 229V230H31ZM78 229V230H77ZM90 231H89V230ZM102 229V231H101ZM113 231H112V230ZM129 229V230H128ZM156 229V230H155ZM160 229V230H159ZM180 229V230H179ZM246 229L247 230H253V226H246ZM10 231V233L6 232V231ZM25 230V231H24ZM45 230V231H44ZM65 230V231H64ZM69 230V231H68ZM84 230V231H82ZM97 230V231H96ZM116 230V232H115ZM126 230V231H125ZM128 230V231H127ZM3 231V233H1ZM19 231V232H18ZM28 231V232H27ZM34 231V232H33ZM36 231V232H35ZM50 233H49V232ZM74 231H77V232H74ZM80 231V232H79ZM88 231V232H87ZM107 231V232H106ZM154 231V232H153ZM5 232V233H4ZM12 232V233H11ZM16 232V236H15V233ZM22 232V233H21ZM26 233V237H28V239L25 237V233ZM40 232V233H39ZM42 232V233H41ZM46 232V233H45ZM84 232V233H83ZM91 232V233H90ZM95 232V233H94ZM180 232V233H179ZM23 233H24V236H23ZM32 235H31V234ZM44 233V234H43ZM72 233V234H71ZM101 233V234H100ZM7 236H6V235ZM12 234V235H11ZM28 234V235H27ZM42 234V235H40ZM47 234V235H46ZM90 234V236H89ZM97 234V236L99 238H97V236H95ZM112 234V235H111ZM117 234V235H115ZM128 234V235H127ZM144 234V233H143ZM143 234H140L138 236H136L135 238L139 237V239L143 238ZM197 233H195L196 235ZM4 235V237L2 236ZM9 235V236H8ZM30 235H31V238H30ZM36 235V236H35ZM68 235V236H67ZM75 235V236H74ZM85 235V236H84ZM104 235V236H103ZM119 235V236H118ZM11 236V237H10ZM34 236V237H33ZM47 236V237H46ZM90 238H89V237ZM95 237V238H91V237ZM115 238H113V237ZM183 238H182V237ZM9 237V238H8ZM12 237L14 239H12ZM40 237V239H39ZM43 237V238H41ZM80 237V238H79ZM103 237V238H102ZM121 237V238H119ZM5 238V239H4ZM21 238V239H20ZM23 238V239H22ZM32 238H35V239H32ZM44 238H46L44 240ZM48 238V239H47ZM57 238V239H56ZM89 238V239H88ZM109 238V239H108ZM113 240H112V239ZM134 238V239H135ZM64 239V241H63ZM78 239L81 241L78 242ZM99 239V240H98ZM104 239V240H103ZM20 240V241H19ZM29 240V241H28ZM43 240V241H42ZM59 240V241H58ZM72 240V241H71ZM85 240V241H84ZM94 240V241H93ZM102 240V241H101ZM153 242H152V241ZM14 241V243H13ZM22 241V242H21ZM31 241V242H30ZM35 241V242H34ZM38 241V242H37ZM41 241V242H40ZM61 241V242H60ZM111 241V242H110ZM118 243H116V242ZM121 241V242H120ZM147 241V242H146ZM149 241V243H148ZM235 241H238V239H236ZM4 244H3V243ZM10 244H8V243ZM17 242V243H15ZM24 242V243H23ZM34 244H33V243ZM48 242V243H47ZM60 242V243H59ZM68 242V243H67ZM77 242V243H76ZM101 242V243H99ZM105 242V244H104ZM255 241H252L250 243H245V242H232L231 245H230V249L232 250H237L238 252H241L244 248H246L247 250H251L252 248L255 249L256 246L254 244ZM2 243V244H1ZM28 243V244H27ZM36 243V244H35ZM54 243H59L58 245L54 244ZM62 243V244H61ZM66 245H65V244ZM115 243V244H114ZM121 243V245H120ZM133 244H135L136 242H132ZM182 243V244H181ZM8 244V245H7ZM31 244V245H30ZM38 244V245H37ZM43 244V246L41 245ZM76 244V245H75ZM82 247H80L81 245ZM86 246H84V245ZM91 244V246H90ZM95 244V245H94ZM101 244V245H100ZM110 244V245H109ZM254 244V245H253ZM6 247H4V246ZM11 245V246H10ZM25 247H21V246H24ZM30 245V246H29ZM34 245V246H33ZM40 245V246H39ZM47 245V246H46ZM74 245V246H73ZM78 245V246H77ZM100 245V246H99ZM109 245V246H108ZM119 245V247H118ZM123 245V247H121ZM183 245V246H182ZM29 246V247H28ZM39 247V248H36ZM54 246H57L56 248H54ZM72 246V247H71ZM88 246V247H87ZM95 246V247H94ZM97 246V247H96ZM170 246V247H169ZM185 246V247H184ZM240 246V247H239ZM9 247V248H8ZM14 247H16L15 250ZM61 247V249L59 248ZM69 247H71L69 249ZM77 247V248H76ZM99 247V248H98ZM113 247V248H112ZM6 248V249H5ZM8 248V249H7ZM11 248V249H10ZM22 249V251H20V249ZM27 250H26V249ZM31 248V250H30ZM44 248L49 249V250H45ZM63 248V249H62ZM73 248V249H72ZM91 248V249H89ZM102 248V249H101ZM110 248V249H109ZM124 248V249H123ZM237 248V249H236ZM241 248V249H240ZM258 248V246H257ZM257 248H256V251H257ZM36 249H39V250H36ZM65 249V250H64ZM86 249V250H85ZM97 251L100 250V251ZM112 249V250H111ZM116 249V250H115ZM127 251H126V250ZM165 249V250H164ZM5 250V251H4ZM10 250V252H9ZM30 250V251H29ZM35 252H33V251ZM45 250V251H44ZM52 250V251H51ZM60 250V251H59ZM65 251V252H62V251ZM72 250V251H71ZM80 250V251H79ZM95 253H94V251ZM102 250H104L102 252ZM108 250V251H106ZM123 250V251H122ZM149 250V249H147ZM7 251V252H6ZM20 251V252H19ZM38 253H37V252ZM60 253H58V252ZM69 251V252H68ZM90 251H93V252H90ZM113 251V252H112ZM126 251V253H125ZM5 252V253H4ZM19 252V253H18ZM29 254H28V253ZM46 253V255L44 253ZM55 252V253H53ZM74 252V254L72 253ZM78 252V253H77ZM82 252V253H81ZM104 252L105 255L104 256ZM163 252V253H162ZM232 252H235V251H232ZM9 253V254H8ZM27 253V254H26ZM35 253V255L33 254ZM59 255H57V254ZM69 253V254H67ZM89 253V254H87ZM90 253H94L96 255H92ZM103 253V254H102ZM115 253V254H114ZM130 253V254H129ZM140 255H138V254ZM153 253H157L159 258H156L157 255H153ZM13 258H11V256ZM23 254V255H22ZM36 254H40L39 256ZM54 254V255H53ZM65 254V256H63ZM67 254V255H66ZM77 254V255H76ZM79 254V255H78ZM85 254V256H83ZM98 254V255H97ZM100 254V255H99ZM109 254H111L109 256ZM129 254V255H128ZM192 254H196L197 253L193 252ZM3 255V256H2ZM21 255V256H20ZM31 255H34V256H31ZM44 255V256H43ZM53 255V256H52ZM70 256L69 259L67 256ZM72 255V256H71ZM75 255V256H74ZM80 259L78 256H80ZM93 257H91V256ZM194 255V256H196ZM221 255V256H220ZM228 256L227 253H223V254H219V261L216 262L217 264H226L227 260L225 259V256ZM236 255V254H235ZM7 256V258L5 257ZM17 259H15V257ZM21 257V259L19 260V258ZM23 256V257H22ZM43 256V257H42ZM46 256V257H45ZM47 256H48V260H47ZM103 256V257H102ZM154 256V257H153ZM180 256V257H179ZM194 256H192V258H194ZM19 257V258H18ZM31 257H35L34 258H31ZM38 257V258H37ZM41 257V258H40ZM45 257V258H44ZM50 257V259H49ZM55 257V258H54ZM65 260V262L62 260V258ZM96 257V258H95ZM98 257V258H97ZM112 257V258H111ZM134 257V258H133ZM141 257V259L143 260H139ZM236 260L235 262L237 261V264H243L241 263L242 261H240V256L239 255H236ZM29 260H28V259ZM37 260L38 261H33V260ZM67 260H66V259ZM73 258V260H72ZM75 258V259H74ZM84 258V259H83ZM102 258V259H101ZM107 258V259H106ZM114 258V259H113ZM155 258V259H154ZM169 258V259H168ZM180 258V259H179ZM2 259V261H1ZM15 260V263H14V260ZM31 259V260H30ZM39 259H42L41 261ZM44 259H46L44 261ZM54 259V260H53ZM112 259V260H111ZM160 259V260H159ZM224 259V261H223ZM22 260V261H21ZM25 260V261H24ZM53 262H52V261ZM61 263H60V261ZM76 260V262H75ZM83 262H82V261ZM105 260V261H104ZM33 261V262H32ZM48 261V262H47ZM90 261V262H89ZM98 261V262H97ZM100 261V262H99ZM13 262V263H12ZM23 262V263H21ZM113 262V263H111ZM138 262V263H137ZM144 262V263H143ZM221 262V263H220ZM240 262V263H239ZM5 263V264H6ZM8 264V263H7ZM228 264V263H227Z\"/></svg>", "mask_w": 264, "mask_h": 264}, {"label": "water", "instance_id": "water-1", "mask_svg": "<svg viewBox=\"0 0 264 264\" xmlns=\"http://www.w3.org/2000/svg\"><path fill=\"white\" fill-rule=\"evenodd\" d=\"M4 1V0H2ZM66 4L62 7H57L56 9V14L55 15H51L50 13L49 14H46L44 19H43V23L47 26H54L55 24H57V22L59 21V19L61 18V16L65 15L66 12H68L72 7H77V8H80L81 4L82 3H86V1H83V0H66ZM99 1V0H98ZM142 1V0H141ZM247 3L251 2V0H245ZM129 2H131V0H123V4H128ZM191 2V0L189 1V3ZM28 3V2H26ZM26 3H23V4H20V11H8L5 13L6 16L9 18V19H12L14 22H15V25H16V29L17 30V33H20L24 36L23 40L25 42V50L27 51V56H25V61H20L17 66H15V71H11V70H6L4 68H0V120H4L5 118H8L9 116H12L14 115V113L17 111V109H11V111H5L4 108H11V107H18L19 108V115H25L27 120L30 122V126L31 128L33 126H41L39 124V121H40V117L38 116H35V113L34 112H31V110L35 111V112H40L38 110H35L34 107H32L31 105L33 104V100H40L39 102H43L44 104H47V105H50L52 107L53 104H50V101L55 97L54 94L56 93L57 97L55 99V102L62 105V101L61 99H59L58 96H60V92L62 90H60L59 87H56L55 85L57 83L60 82V85H63L65 86L67 83H69V80L71 78V81L70 82H74L75 83V87L80 90L79 88L82 87L83 90L85 88L86 85L90 84L93 85L95 80H92V78H83L81 77L80 75V72L77 71L76 68H68V65H66L65 67L64 66H61V65H55V63L53 62V64H50L51 61H53L51 58H53L55 61L57 62H63V60H70V57L73 55L75 56V53H77V56L79 55V51L77 52H74L75 50H77L79 47V44H78V48H72L70 49V46L72 43V40H70L68 38L69 35H72L74 33H76V31H78V28H79V25H73V26H70L69 27V30L66 31V29H64L63 31H65L63 34L62 33H59L60 35L63 36V40H65L66 42L62 45V43H56L55 46H53V42L50 41L49 39H46V42L48 43V47H50L52 49V51L54 49H57L60 45V50H63L65 49L62 53L58 54V55H53V52L52 51H48L47 49H42V50H38V48L36 49L37 45L42 42V40L44 39V37L42 36L43 33L42 32H39L36 31L33 27V23L30 25V23H28L27 21H24L23 17H22V10L26 9L23 7L24 4ZM51 4V1H48V5H47V8L49 7V5ZM45 5V6H46ZM112 4H110V2H105L102 6V9H101V13L100 14H95V16H92V19L91 18H88L87 20H91V22H97V20L99 19H102L101 17H103L104 15H106L107 13H110L111 10L113 9V7L111 6ZM56 6V5H55ZM142 6H143V9H144V3L142 2ZM256 6V5H254ZM247 9V8H246ZM183 10V8H180L179 9V12L181 13V11ZM141 13V12H140ZM158 13L160 15H158ZM158 13L156 15V18L154 20V24H156V19L159 18L161 16V21H163L164 19H167L165 21H163L164 23H167L168 20H171L172 17H169L167 16L168 13L162 15L159 10H158ZM178 13V12H177ZM206 13H207V10L206 9H203L201 11V17L199 18H194L195 19V22L198 23L200 22L202 19H205L206 17ZM219 13H223L222 11H219ZM37 14V15H36ZM35 16L36 18L34 17V19H39V14L36 13ZM230 14V13H229ZM186 14H178L179 17H177L178 19V24L182 23L183 25H187V24H191L190 22L192 23H195L191 18L189 17H186L185 16ZM237 15L236 13L234 14L233 13V16ZM90 22V23H91ZM144 26L147 27H151L154 25L152 23L151 20H146L143 22ZM1 26H3V24H0ZM195 30L197 31V26H195ZM154 29H156L155 27L152 29L153 32L157 33V31H155ZM38 33V35H37ZM41 33V34H40ZM29 34V36H28ZM4 35L3 34L1 37H0V44L4 38ZM31 35V37H30ZM37 35V37H36ZM88 35V34H87ZM28 36V38H27ZM144 37V35L141 36V39H136L134 41H131L129 42L128 44H126L125 47H127V49L125 48V53H127L128 55L132 53L133 51V45L134 43H137L138 40H142ZM27 38V39H26ZM40 38V39H38ZM92 40H95V39H91V36H89V40L88 41H83V43H89L91 42ZM76 41V40H74ZM108 42H110V40H107ZM195 41H193L194 43ZM208 43V42H206ZM106 48H108L109 46L104 44ZM69 49L66 51V48ZM8 48V45L4 43V46L2 45L1 46V50H6ZM197 52L201 53L200 52V48L198 47ZM81 52V51H80ZM170 55L173 53L172 52H169ZM80 57V55H79ZM89 57V56H88ZM176 57V56H175ZM181 61L182 59L179 58ZM45 60V70L43 71V76L46 75V72H49V73H54L55 76H53V80L52 81H38L37 80V77L35 75V73L38 71V69L36 70V72H34L33 70H31L30 68L32 67L33 64L37 65L39 61H43ZM90 60V61H89ZM91 57L90 58H86L84 59V61H87L88 63L91 62ZM106 59H103V63L99 62V64L101 66H104V68L107 67V61H105ZM177 58H173L171 63H170V69L167 70L168 73H173V72H178L176 74H172L171 76L172 77H177L179 76L180 73H185L186 75H189V74H196L195 70L194 69H189L188 66H182L181 64L177 63V62H174L173 61H176ZM122 66H127V67H131L133 69L134 68V65L129 63V62H123L122 60L120 61ZM120 62H118L120 64ZM98 65V64H97ZM19 67V68H18ZM27 67V68H25ZM140 67H143V65H141ZM23 68V70H21ZM17 73V74H16ZM203 71L200 70L199 72V76H203ZM178 80V78H177ZM99 80H97V85L96 87L93 88V90L88 93V95L85 96V99L89 100L88 102H85V106L88 104V103H91L92 101V105H97V101H95L97 98H100V97H103V98H108V100L112 99L113 96L112 95H109V91L108 90L109 88H105L103 89L104 87L103 86H100V84L98 83ZM44 84V85H43ZM182 85H185V84H180V82H178L176 84V87L174 89H178L180 86ZM167 89H169L171 87V84H168L165 86ZM189 88V87H188ZM53 90L55 92H53ZM68 95H71L69 96L70 97H75V95H77V92H74V93H69L67 94V97ZM27 99V103L26 104H19L18 105V102H20L22 99ZM14 101V102H13ZM79 101V96H78V99L74 98V99H70V101L68 102L71 106V108L73 106H75ZM73 102L75 103V105L73 104ZM67 103V104H68ZM8 104H10V106H7ZM155 104V103H154ZM64 105V104H63ZM44 111H45V114H47V111L50 109V107H44L43 108ZM52 109V108H51ZM58 110L61 112V111H64V110H60L58 108ZM57 111V109H56ZM95 115H96V110H95ZM2 116V117H1ZM67 120H70L69 117H65ZM165 118L164 115H162V118L159 122V126L161 125V122L163 121V119ZM75 119H80V114L78 117H76ZM181 119L182 116H181ZM97 121V117H94L90 122L89 125H91L89 131H87V135H88V142L86 141H82V146L81 147H78V139L74 142L73 145H71V148L68 149L67 146H66V153H62V155L58 158H54V155L56 154L55 152H53L52 155H48L46 158L48 160H52V161H56V168H60L61 166H63L64 162L66 161H72V172L70 173L69 177H68V181H67V197L64 201V204H63V208L62 210H69V211H72L75 209V206L77 204H79L80 202H85L86 203V200L80 198V191H82V188L84 187V182L82 183L81 181V184H80V189L79 191L76 190V183H77V180H75V183L73 184L70 180L72 178V173L74 171H78L80 169L83 168V165H82V162H85L87 160H89V156L92 154L96 155L98 152H99V149H103V148H106L104 147V141H103V144H102V140H100V137L98 139V137H96V131H94V123ZM180 121V119H179ZM67 122V121H66ZM45 124V123H43ZM82 126H84V124H82ZM16 127H11V130H14ZM112 128V127H111ZM121 124H118V126H113V131H116V130H121ZM56 129H58V127L56 126ZM86 130V126L84 128ZM124 129V128H122ZM10 130V131H11ZM18 130V129H17ZM31 130V129H30ZM123 131V130H121ZM149 133H150V136H152V129H149L148 130ZM20 132H23L22 130ZM107 132V131H105ZM125 132V131H124ZM126 133V132H125ZM2 135V133H0ZM35 134V133H34ZM37 134V133H36ZM39 136L40 139L37 138L38 140V143H43L45 145H47L48 148H50L52 150L53 147V144L55 141L49 139H43L40 134H37ZM3 137H5L4 135H2ZM102 138L105 139V137L101 136ZM148 137V138H149ZM148 140L149 139H142L140 138L138 143L141 145L143 143H145L147 145V148H149V150L153 153V154H156L154 152L153 149L150 148V145L148 143ZM133 140H130L129 142H132ZM69 141H66L65 145L68 143ZM39 143V144H40ZM175 144V143H174ZM5 147H9L10 146V143L7 142V143H4L3 144ZM42 145V144H40ZM12 147V146H11ZM108 147V146H107ZM63 148V147H61ZM56 150V148H55ZM45 153V150L43 151ZM77 153L76 156L77 159H75V154ZM80 153H81V161H80ZM2 165H5V167H1L0 168V180H3L5 179L6 177L8 176H14V175H18L19 174V168H14V169H18V170H12L9 165L6 164V162H1ZM126 163V162H125ZM174 164V161L171 159L169 160L167 166H166V170L163 171V176L164 175H169L171 172V169H172V166ZM61 165V166H60ZM120 165V164H119ZM80 166V167H78ZM92 166V163L90 162L88 166H86L84 169H83V174H81L80 176V180H82V177L84 178V173H86V175H88V177H92V180L93 182L95 181H98V178L100 177V174H96V173H93L92 170L90 169V167ZM139 164L137 165L136 163H134V165L132 164L131 166H128L124 169V171H122V175L119 177V178H116L114 177V175L116 174H112L115 170H117V168L115 169H111L108 174H112L110 176H113L114 177V181L113 182H109V185L112 186L111 189L108 188V185L107 184H104V186H106V189L103 190L102 192H106L108 193L107 196H112V190H113V186L115 184L118 183V181H120V179L123 178V176H127L131 179L134 180L135 182V186L130 188L129 189V192L133 193L135 196H137V193L140 192V194H144L143 196H149L151 197L152 194H156V191L158 188H156V185L152 186L151 188H143L142 185H144V181L140 178L141 176H143L144 174V171L146 172L147 169H149V167H145V166H142V167H138ZM78 167V169H75ZM121 168H124L123 165H120ZM134 168L135 172L134 173H137V175H135L136 177L132 176V175H129L127 173V169L128 168ZM67 168V167H66ZM119 168V167H118ZM162 168V167H161ZM12 170V171H11ZM94 172H96V170H93ZM152 173V171H151ZM107 176V175H105ZM103 176V177H105ZM109 176V177H110ZM133 177V178H132ZM168 177V176H167ZM166 177V178H167ZM248 180H249V177H248ZM257 182V177L254 181V183ZM96 183V182H95ZM141 184V187L139 188V185ZM110 190V191H107V190ZM90 190L92 193L95 192V186L94 184H90ZM72 191V192H71ZM96 191H99L96 189ZM205 193H206V190L204 189ZM228 191H233L234 193L232 194V196H236L239 194V192H242L243 190H236V189H233V190H228ZM245 191V190H244ZM127 192V190H124L123 191V194H125ZM215 192L217 194H219V190H215ZM212 194V192H209ZM54 195V192L53 194ZM52 195H49L47 194L45 196V198L47 199H50L52 200L51 196ZM213 195V194H212ZM212 197V196H211ZM119 198H120V195H119ZM121 198H123V196H121ZM203 198V197H202ZM212 199V198H211ZM211 199H205L203 202L206 204L207 203V200H208V203ZM32 199L30 198H25L24 199V203H23V206H32ZM96 200H99L97 199V197L95 198V194L92 196L91 200L90 201H94L95 203L97 202ZM136 201H138L137 203L139 204H145L146 203V200H137L135 199ZM53 201V200H52ZM120 201V199L118 200L116 197H114L113 201L110 202L111 205L114 206V204L116 202ZM229 201V197L227 199H224L222 200V204H223V207L220 208V209H216L215 211H219V212H225L227 210V204H230L228 203ZM55 202V201H54ZM122 202V201H121ZM224 202V203H223ZM207 203V204H208ZM53 208H57L59 205L56 204V203H51ZM123 204H125L123 202ZM207 204L205 206L206 209H208L207 207ZM126 205V204H125ZM154 206V205H153ZM150 206L148 207L147 209H140L139 211V214L141 216L145 215L146 213L149 212V210H156L158 208H161L160 205H156V206ZM216 206H220V203H218ZM132 207L134 206H130L131 208V212L130 213H127V214H130L132 215ZM234 207V206H232ZM204 209V210H206ZM38 209H34V211L36 212ZM231 210V208L229 209ZM212 210L208 211V213H210ZM165 221V219H164ZM187 222V221H186ZM161 223V220L160 222ZM200 230L202 231V229L200 228ZM237 228L235 229L234 233L236 232ZM192 233L193 232H190L188 233V237L192 240H195V245L193 246V248L190 250L191 253L190 255H186L184 256L179 262H177V264H194L193 263V258L192 256L196 255V254H192L193 252H196V253H199L200 250H202V253L204 254V257H211V260L209 263L207 264H217L216 262L219 261V254H223V253H227L228 256L226 255L225 256V259L227 260L226 264H237V261L235 262L236 260V255H239L241 257V260L243 262V264H246V260L249 261L250 259V253L247 252L246 248H244L241 252H238V253H235V252H232L230 251V245L232 242H240L239 240L238 241H235L236 239H238L241 234L238 233L237 235L233 236L232 234L229 236V238L225 241V242H220L219 239H217L216 236L212 235V234H205L204 237H199V234L197 236H192ZM199 233V231H198ZM145 237H143L141 239V242L143 239H148V238H155L158 240V242H163L164 240L168 239L170 243L173 242V239H174V235L173 234H170L168 232H166L165 230H163V232H159L158 234H155L154 233H144L143 235H145ZM139 238V237H137ZM133 242V241H132ZM132 242L131 244H129L127 250L129 252H131V254L135 253V252H138L140 253V244H133L132 245ZM126 250V251H127ZM230 251V252H229ZM229 252V253H228ZM142 256H144V253H140ZM236 254V255H235ZM221 256V255H220ZM122 258V259H127V256L123 253L120 252V250L118 251V254L116 255L115 257V263L114 264H119V258ZM195 257V256H194ZM221 258V257H220ZM263 260V255H261L259 257V260H256L255 264H259L261 261ZM197 264H199V260H197ZM251 264V263H250Z\"/></svg>", "mask_w": 264, "mask_h": 264}]
</instances>
